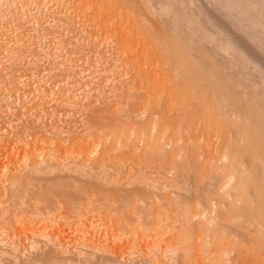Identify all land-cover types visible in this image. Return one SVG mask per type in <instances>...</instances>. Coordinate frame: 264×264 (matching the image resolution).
Returning <instances> with one entry per match:
<instances>
[{
  "label": "bare ground",
  "instance_id": "6f19581e",
  "mask_svg": "<svg viewBox=\"0 0 264 264\" xmlns=\"http://www.w3.org/2000/svg\"><path fill=\"white\" fill-rule=\"evenodd\" d=\"M1 1L2 0H0V2ZM14 1L15 0H12L10 2L12 4L13 8L15 5ZM25 1L20 0V2H21L20 4H19V0L15 1V2H18V5L20 7H22L24 5L28 6V9H27V7H25L28 11L24 7H22V8H24V10L27 11V13H24L26 11L23 10L24 12L22 14H24V16L27 14H30V12H32L34 10V8L37 9V11L34 10V12H32L33 14H35V15L32 14L33 16H37L36 15L37 13H35V12H38L40 15V12L44 11V13L43 12L41 13L42 15L44 14L43 15L44 17H45V14L46 15L48 14L49 18H51L50 16L51 15L53 16L55 14L53 20L55 19V16H56L57 22L59 20H61L60 19V16H61V18H63V20L61 22H63V21L68 22V25H66V23L63 22L66 25V30L63 28V30H65L63 32H65L66 35H73V34L75 35L76 34L74 39H73L74 35L72 36V38L70 36H67L68 41H66V42H69L71 39H73V43H74L75 39L78 41L79 38L83 37L82 39H79V40H82V43H83L84 35H86L85 40L88 39L87 40L88 43H87V41H84L83 44L86 43V46H87L90 44L89 41H93V42H91L93 44L95 42V44H97V47L94 44V46H95L94 48H96V49H94L93 51L95 52L97 49H100V50H97V54H99L101 52H105V54L106 53L109 54L108 51H110V54H111V55L109 54L110 56L106 55V57H104L105 55L103 56L102 53H101L102 55L101 54H99V55L103 56L102 57L103 62H105V60H107L106 59L107 56L110 57L111 59L110 58H108V59L111 60V61L109 60L110 63L112 62L111 63L112 64V70H114L113 66L115 68V65H116V68H115L116 70H114V71L115 72L117 71V66H118V69H119L118 71L120 72V74L118 73V75H119V76L117 75L118 77L116 75H115L116 77L113 75L114 73H112L111 69H109V68H111V66H110L111 64L107 60L106 61L107 64L108 63L110 64V65H108V67L109 66L110 67L109 68L107 67L104 69L105 70L107 69L106 73L109 75H107V76L104 75L105 77L101 76L102 78H105L104 79L105 81L101 77H99L100 75H98V74L97 75H98V80H99V78H100V80L102 79L101 81H99V84H100V82L103 81L101 83V87L104 84L107 86L108 83L106 84L104 82H108L109 80H110L109 84H111V82H112V84H111L112 87L109 84L107 86V87H110L109 88L110 91L105 93L104 91H107L106 90L107 87L104 85L105 86V87H103L105 89L104 90L97 83L99 85L97 87H99V89L104 90L103 92L105 94L102 93V91H100V90L97 93L95 92V94H94V92H92L93 91L92 89L91 90L88 89V90H90L91 94L92 93L93 94L91 95V94H89L90 93L89 92L88 96H87V94L82 95V94H84L83 91H84L85 84L88 83V82H86L88 79L87 77L91 78V76L85 77L86 79L83 78V76H82V78L85 79V84H82L84 86V87L82 86V88H83L82 92H81L82 88H80L81 87L80 81H83V80H79V83L74 82L77 85L79 84L80 87H79V85L76 86V89H74L73 91L76 92V90H79V89H77V87H78V88H80V90H79L80 93H82L81 95L78 94L79 91L75 93L72 90H70V88L68 89V90L72 91V94H74V93L76 94V95L75 94L72 95L74 104H75L76 99L78 97H80V98H78L79 100L77 99V101L78 102L80 101L79 102L80 107H81V105L83 106L81 108V110H80V108H78L79 106L76 107V105H71L72 108H74L73 110L71 107L66 106L67 108L69 107L68 109L69 110L71 109L72 112L78 111V110H75L77 108L80 110V113L78 112V114L75 112L76 116L74 117V120L79 118L78 121L76 120L77 123L79 122L77 124V126L74 125V126H76V128L73 127V124L75 122L73 120H71L74 122V123L72 122V126H70L72 128H70V127H69V129L65 128V127H68L69 126L68 125V126H63L66 130L64 128H63V130H61L62 126L60 125L61 131L57 130L56 135H54V136L52 135L51 138H50L51 135L49 137L46 136V134L47 133L49 134V132L51 130L45 129L46 132L48 131L45 134V132H44L45 130H43L45 127H42L43 129L41 128L43 131L41 135L39 134V131H40L39 129H37L38 131L36 130L38 133L33 132V131H35L36 128L30 132L31 135L29 132H28L29 133L28 136H27V132H26V135L21 134L20 136H22V137H20V138L23 139V140L21 139V142L24 141L30 145V149H28V150L25 149L26 143L24 145L25 148L23 146L20 147V146H18L20 144V142H16L13 139L10 140V141H12V140L13 141H12L11 145L8 146L7 149L5 148L7 146H4V144H3L5 141L1 142L3 145V146H0V148L2 147L1 151L3 150L5 152V149H6V151H7V153L5 152L6 155L8 154V152H11L13 148L14 149L16 148L17 151H15V150L12 151L14 153L13 154L9 153V156L14 155L15 152L17 154L20 153L19 152L20 149H21V153L24 150L23 151L24 154H22V156L20 154L21 161L23 160L22 157H27L29 155V153L35 156L32 159V161L29 159L31 162L27 160L30 163V164H28L27 161L26 162L24 161L22 163L19 160L20 159L19 154L18 155L16 154V157H19V159L17 158L19 163H17V161H16L15 164H16V167L18 166L19 169L17 171H12V172L8 168V166L10 167L9 164H11V162L13 161L12 160L10 162V160L12 158L10 157L11 159L10 160L8 159L9 161H8L7 167H6L7 161L4 159L6 161V164L4 165L6 168L5 172L7 170H8L7 172L10 171V173L14 172V175H11V178H10V174L6 173L7 175H9L8 177H9L10 181L9 180L8 181L10 182V184L12 186H14L15 184L21 183V185L23 186V184L25 183L23 188L21 186L22 189H24L26 186V189L24 190V192L19 186V188L21 189L20 191L23 192L22 193L23 195H22L21 192L19 191V193L21 194V196L23 198V201L25 200L24 198H26V201L29 199L28 198L29 196L27 195L28 197H26L25 193H28L29 195H31L34 198H40V199H38V200H40V202H38L37 199L35 201V199L34 198L32 199L30 196L31 201H30V203H28L29 201H27L28 206H29V204L33 205L35 203L33 205V207H34L37 204L36 202H38V204L36 206H38L40 203L41 205H39V206L44 207L43 211H45L44 213L48 217V220H50L49 218L51 217V214L53 213V215L55 214L54 216H56V217L54 218L52 215V217H53V218L51 217L52 219H56V220L60 219L59 221L64 219L65 223H66V221L70 222L73 219H76V218L71 216L72 212L70 210L74 211L73 213L75 214V210L77 211V209H78L75 205H77V203H78V205H80L81 203H83V201L85 202V200L88 199L90 202L88 203V200H87L86 204L87 203L93 204V205L90 204V206H93V208L90 207L91 208L90 209L89 207L86 208L84 206L86 208L85 209L84 207H82V205L85 204V203H83L81 205V208L82 209L84 208L85 210L84 209L82 210L80 208L82 211H79V210L78 211L81 212V214H79L78 211H77L78 213H76L77 215L75 214L76 216H79V218L77 217V219L84 220V224H85V221L91 219V221H88L87 226H90L93 224L89 228L91 229V227H93V228L95 227L94 231H93V229H92V232L90 231L91 233L86 232V234L92 235V237H90L91 235L89 236L90 237L89 241L92 238V242L94 243V245H93L92 242H89L90 245H88V246H89V248H91L90 246L92 245V248H93L92 251H94V252L97 250L99 253L101 252L103 254L104 253L109 254V255L100 254L101 256L103 255V257L107 256L109 258L110 255L111 256L113 255L114 257L116 256L115 257L116 259L118 257L119 259H117V261H115L116 263L120 261V258H122V260H123V257L125 258L127 255L130 258L131 257L130 254H132V252L134 253L135 251H138V252H135V255L137 254L136 255L137 259H138V255L140 258V256H141L140 254L144 253V256H143V254H142V256H143V258L145 256L146 257L144 259L142 257L140 258V260L143 259L144 261L141 260L142 262L140 263L139 259H138L139 261L136 260V258H134L135 260H133L132 259L133 256L135 257V255H133L130 259L128 257H126V259L128 258L127 261L131 260V262H127L126 259H124L125 262L123 260V263L126 264V262H127L128 264H133L132 262H134V264H264V111H263V109L257 110V108H256L258 105L257 104V102H258L257 95H256L257 99L252 100L253 102L249 101L250 99L249 100L246 99L245 97L249 98L250 97L249 95L251 93L250 92L248 96L245 95V94H248V91L245 90L246 87H248V86L247 85L245 86V84L243 83L244 84V88H243V86L241 85L242 83L239 84L241 80L235 81V79H233L231 76H229V74H227L225 72V70L223 69L224 68L222 65L223 63L222 64L218 63L217 60L214 59L213 55H211L212 53L210 54V51L205 50L203 48H200L199 43H196V44H198L197 47H199V48L194 47V45H192V44L195 41L191 43V40L189 39V37H186L187 36L186 34L182 37L180 35L183 32L180 33V35H178L179 33L176 34V32H179V31L175 32L170 27H168V24L165 23V25H166L165 26L162 23L163 21L161 22V20H163V19L159 18V17H161L160 15L164 14L163 17H165V14L169 13L170 9H173L172 5H171L172 8L169 7L170 4H172V3H169V2L164 3L163 1L161 3V2H158L159 1L158 0L157 5L155 6V4H153V3H155L156 1L153 2L154 0L153 1H151V0H48V2L41 0V2H38V4H36L37 2L34 0L35 4L37 6L43 2V4H41V6L43 5L42 7L45 10H47V8H49L50 6L52 7L54 5V4H52L53 2L56 4L55 6L59 5L56 8L53 6L52 7L53 10H54V8L57 9L61 6L60 7L61 11L59 9L57 11L55 10L56 12L54 11V13H53L52 12L53 10H51V8H49L48 9V11H50V13H49V12H46L45 10H42V7L41 8L39 7L40 5L38 6L39 7L38 8L34 4L35 5V7H34V5L32 4V3H34L33 1H32V3L29 2V0H27L28 2L26 1L27 3H25ZM37 1H39V0H37ZM169 1H171V0H169ZM235 1H237V0H235ZM3 2H4V0H3ZM3 2H1V3H3ZM5 2L3 3V5H5ZM198 2H200V1H198ZM226 2H225V4H226ZM246 2H248V1H246ZM1 3H0V20L2 21V23H0V29H1L0 34L5 33V35L7 36L8 31L10 29H12L14 31V33L17 29H20L19 30L20 34L18 33L16 35V33H17V31H16V33L14 35H16V36L19 35V37H18L19 39H24V38H22V36L24 37L25 36L24 34H26V33H23V32L24 31L26 32L27 30H29L31 25H29V23H28L29 21L26 20L27 24H28V27H27L25 25L26 21L23 22L22 19H21L22 22H20V24L24 23L23 26L18 24L19 20H18L17 14H20L21 17L19 16V18L24 17V16L22 17V14H21L22 11L20 10L21 8H19L17 3H16L15 8L17 7L19 9V11L18 10L16 11L14 9L11 10L12 6H10V4H8L9 0L6 2L8 4V6H6V8ZM23 3H25V4L23 5ZM45 3H47V5H45ZM49 3L51 5H49ZM211 3H215V1L211 2ZM259 3L260 2H258V4ZM263 3H261V4H263ZM26 4H28V5H26ZM175 4H177V3H175ZM29 6H32L33 10L30 9L32 7L29 8ZM191 6H192V4H191ZM213 6H216V5H213ZM226 6L228 7V4H226ZM178 7L180 8V6H178ZM182 7H183V4H182ZM4 8H5V10H4ZM8 8H10V9H8ZM199 8H201V7H199ZM199 8H198V10H200ZM251 8H253V7H251ZM204 9H205V6H204L203 10ZM7 10L11 11L12 13H13V11H14V13L16 11V13L12 14V13L8 12ZM39 10H41V11L39 12ZM58 11H60L58 14L59 20H58V17L56 15V13H58ZM176 11H177V9H176ZM204 11H202L203 13L202 12L201 13L202 14L206 13V15H207L208 13L206 11L205 12ZM225 11H226V9H225ZM17 12H19V13H17ZM170 12H171V10H170ZM239 12H241V11H239ZM178 13H179V11H178ZM230 13H232V12H230ZM5 14H8V15H6V17H5ZM10 14L12 15V17ZM32 15H31V17H32ZM158 15H159V17H158ZM179 15H181V14H179ZM206 15H205V18H207ZM176 16H175V18L177 19ZM202 16H204V15H202ZM207 16H209V15H207ZM231 16L232 15H230V17ZM15 17H16L18 23H16V21H15L16 19H14ZM27 17H29V15H27ZM37 17H39V16H37ZM44 17H43V19H44ZM29 18H28V20H30ZM184 18H183V20H184ZM208 18H210V17H208ZM217 18H219V17H217ZM225 18H226V16H225ZM23 19H27V18L25 17ZM236 19H233V20L238 21ZM56 20H54V22ZM188 20H189V17H188ZM239 20H241V19H239ZM242 20H244V19H242ZM199 21H201V20H199ZM38 22L42 23L40 20ZM61 22H58V24L61 25L62 24ZM193 22H195V21H193ZM211 22L214 23L215 21L213 20ZM211 22H209V24ZM37 23H36V25H37ZM177 23L178 22H176V24ZM181 23L182 22L180 21V24ZM213 23H211V25ZM2 24L6 25V27H8L9 30L6 29L7 32L4 29L5 26L2 27L4 29V31L1 32L2 31V28H1ZM46 24H47V22L45 23V25ZM48 24H50V21L48 22ZM64 24H62L61 27ZM176 24L174 26H176ZM17 25H18V27H17ZM33 25H34V19H33ZM65 25L63 27H65ZM182 25H185V24H182ZM24 26L27 27V29ZM38 26H39V24H38ZM38 26H36V27H38ZM44 26H43V28H44ZM196 26H198V25L196 24ZM216 26H218V25H216ZM231 26H232V24H231ZM16 27H17V29H16ZM45 27H46L45 28V30H46L47 26H45ZM57 27H56V29H57ZM218 27L220 28L221 26H218ZM13 28H15L16 30ZM32 28L33 27H31V30H32ZM67 28H69V30L74 31L75 33L72 32V34H67V33L71 32V31L67 30ZM21 29L23 31H21ZM33 29H35V28H33ZM49 29L51 31V28H49ZM176 29H178V28H176ZM196 29H197V27H196ZM248 29H250V28H248ZM263 29H264V27H263ZM36 30H37V28H36ZM40 30H38V31L41 32ZM59 30H60V28H59ZM61 30H62V28H61ZM223 30H225V29H223ZM181 31H182V29H181ZM183 31L185 33L187 32L185 30H183ZM200 31H202V30H200ZM239 31H240V29H239ZM9 32L12 33V39H13V37H14L13 32L11 30ZM21 32L23 35L21 34ZM234 32H235V30H234ZM263 32H264V30H263ZM32 33H36V31L34 30V32H32ZM48 33H49V30L47 31V35H48ZM56 33H54V34H56ZM65 33L63 36H66ZM209 33H208V35H209ZM212 33H213L212 35H215L213 30H212ZM57 34H59V33H57ZM78 34L79 35L81 34V37H79ZM223 34H224V32H223ZM226 34H229V33H226ZM5 35L2 34L1 36L4 37ZM33 35L34 34H32V36ZM38 35H41V34L38 33ZM59 35H57V36H59ZM220 35L219 36L222 38L223 35L222 34H220ZM16 36L14 38H16ZM76 36H77V38H76ZM207 36H205V37H207ZM216 36L219 37L217 33L214 36L215 38H213V39H212V36H210L211 39L210 38L208 39V37H207V40H209V42H210V40L212 41L210 43L208 41L207 42L210 44V46H212V43L213 44L215 43L214 46L217 45L216 47L219 49V51L217 50L216 47H215L216 48L215 50L218 52V54H219V52L221 53L219 55L225 56L226 57L225 59L229 58L228 60L231 63H232V60L234 62V59L235 60L238 59L239 61H241L243 63H241L239 61H237V63H239V64L241 63V64L245 65V61H246L245 66H247V68L254 62L250 68L255 67V69H257V72L253 69H250V68H248V69H250L251 71L252 70L255 71V73H259V70L261 68L260 67H259L260 69L256 68L258 66L259 62L257 63V65L255 64L256 61L258 60V59L256 60L257 57L255 58L256 61H253L254 59H252V60L249 59V56H251V55H249V56L247 55L248 59L246 57L242 58L243 56H245L244 55L245 52H243V50L240 48L241 47L240 45L237 46L236 44L233 43L234 46H232L233 40L227 42L228 43L227 44L226 42H224V41H226L225 37L223 39L224 41L221 42L222 40L216 39L217 38ZM3 37H0V38H3ZM27 37H26V39H27L28 43L29 42L31 43V41H29V38H31V37L30 36H29V38H27ZM40 37H42V36H40ZM43 37H44L43 38V40H44L45 36H43ZM48 37H50L49 39L52 38L51 36H48ZM202 37L203 36H201V38ZM63 38H60V39H63ZM7 39L8 38L6 37V39H4V40L6 41V44L8 45L9 42L7 43V41H9V39L8 40ZM54 39H57V38L55 37ZM195 39L196 38H194L193 40H195ZM227 39L229 40V38H227ZM231 39H233V38H231ZM47 40H48V38H47ZM65 40H67V39L65 38ZM256 40H258V39H256ZM0 41H2V40H0ZM5 41L4 42L2 41L3 42L2 44L4 45V47L7 46L6 44H4ZM20 41H22V40H20ZM20 41L16 42V44H17V45L15 44L16 47L18 46V42H20ZM60 41H62V40H60ZM77 41L74 44H76ZM96 41H97V43H96ZM98 41L100 43H98ZM204 41H206V40H204ZM236 41L237 40H235V43H236ZM24 42H26V40ZM43 42H45V40ZM46 42L49 44V42H51V41L49 40V42L48 41H46ZM30 43L27 45L29 46ZM63 43L64 42H61L62 45H64ZM80 43H81V41H80ZM38 44H39V41H38L37 45ZM44 44L45 43H43L41 45H44ZM59 44H60V42H58L57 45H59ZM67 44H68V49H69L71 44L70 45H69V43H67ZM78 44H79V41H78ZM93 44H90V45H93ZM98 44H100L101 47H98ZM13 45H14V43H13ZM15 45H14L13 49H15ZM37 45H36V48L38 47ZM50 45H52V44H50ZM55 45H56V43H55ZM55 45H53L50 48H53ZM10 46H9V48H11ZM84 46L85 45H83L82 50L80 48H78L79 50H81V54H83V55H85V53L87 52L85 50L90 48L88 46L87 49L84 50ZM102 46H103V48H102ZM200 46L204 47V45H200ZM235 46L238 47V48L237 47L235 48L236 50H234V48H233ZM262 46H264V45H262ZM19 47H21V45H19ZM41 47L42 46H40V48ZM59 47H57V48H59ZM63 47L64 46H62V49H64ZM76 47H77V45L75 46V48ZM24 49H25V47H24ZM31 49H33V48H31ZM31 49L28 52L32 51ZM45 49H43V50H45ZM66 49L67 48L65 46L64 50H66ZM73 49H70V50L74 52ZM92 49H93V47H92ZM212 49H214V48H212ZM237 49H240V51L238 50L239 52H241V50H242L241 54H243V56L237 51ZM34 50H36V49H33V51L31 52L32 54H33V52H35ZM53 50H55V49H53ZM102 50H104V51H102ZM3 51H5V50H3ZM25 51H27V50H25ZM56 51H53V52H56ZM60 51H61V49H60ZM68 51L66 50L67 54H68ZM82 51H85V52L82 53ZM12 52H13V54H15L14 51H11V52L7 51V53L9 54L7 56L8 57L10 56L9 59H11V56H14L12 54ZM47 52H48V50H47ZM73 52L70 54H73ZM89 52H90V49L87 53H89ZM237 52L239 53L238 55H237ZM4 53L7 54L6 51ZM74 53H76V51ZM1 54H2V51L0 53V56H1ZM32 54H31V56H32ZM34 54L36 55L37 53H34ZM34 54H33V56H35ZM40 54H42V53H40ZM58 54H60V53H58ZM63 54L64 53H62V56H65ZM15 55L18 57L16 59H18V61H19V57H20V61H21V56L17 55V54H15ZM46 55H47V53H46ZM51 55L54 56V53ZM75 55H78V53H76ZM75 55H73V56L75 57ZM83 55L80 58L83 59ZM92 55L94 56V54H92ZM5 56H3V60L5 59L4 58ZM25 56H26V54H25ZM27 56H29V55H27ZM27 56H26V58H27ZM36 56H38V54ZM55 56H57V55H55ZM60 56H61V54H60ZM60 56L58 55V57H60ZM93 56H91V57H93ZM240 56H242V57H240ZM252 56H253V54H252ZM39 57H36V58L39 60L42 56L40 58ZM44 57H46V56H44ZM65 57H63V58L65 59ZM85 57H86V55H85ZM95 57L97 58V56H95ZM52 58H51V60H52ZM70 58H71V56H70ZM80 58L79 57L76 59L72 58L71 59L72 61L71 60L69 61L70 63L66 62V63H69L66 65V68H67V66L69 67V65H70V67L67 68L66 71H70L68 69H70L71 67H74L76 69L75 71H78V72H75V74L77 73L76 76H80L79 72L82 71L83 69L84 70L82 71V73L87 69L89 71L90 67L88 68V67H86L87 65H85L88 62V61H86L87 59L85 60L86 63L83 60L84 64H81L80 62L82 59L80 60ZM89 58L90 57L88 56V59ZM78 59L80 61H78ZM97 59L99 60V58H97ZM242 59H246V60L242 61ZM33 60H35V59H33ZM53 60L56 61L55 59H53ZM73 60H76L77 63L79 62L78 63L79 65L76 64V62ZM99 61H97L98 64H100ZM46 62H44V63H46ZM71 62H74V64ZM95 62L93 64H96ZM101 62H102V60H101ZM106 62L102 65L100 64L101 65L100 68L97 69L98 66L96 67L97 70L101 69V71L99 70L100 72H102L101 75L105 74V72H104L105 70L102 68V66L105 65V67H106ZM20 63H24V59ZM25 63H26V61H25ZM231 63H229V64L231 65ZM2 64H4V63H2ZM27 64H29V62ZM53 64H56V63L54 62ZM219 64H221L222 66H220ZM0 65H1V63H0ZM39 65H40V63H39ZM39 65H37L36 67L41 66V65L40 66ZM43 65H46L47 67L49 66L47 64H43ZM62 65H61V67H64ZM93 66L91 68L96 70ZM25 67H26V65L24 66V68ZM54 67H55V65H54ZM57 67H56V69H57ZM77 67L82 68V69L77 70L78 69ZM5 68H7V67L5 66L4 69ZM20 68H19V70H21V73H22L23 71ZM29 68H27L25 70H28ZM31 68H32L33 72H36L35 73L36 75L39 73V70L34 71L35 69H33V66ZM50 68L51 67H48L47 70H49ZM53 68H51V69H53ZM232 68H234V67H232ZM11 69H13V68H11ZM36 69H40V68H36ZM51 69H50V71H51ZM56 69H55V71H56ZM61 69H63V68H61ZM1 70H3V69H1ZM42 70L43 71H40V74L42 72L43 73L45 72L44 68H42ZM58 70H60V69H58ZM90 70L93 71L92 69H90ZM102 70H104V71H102ZM5 71L3 70V72H5V74L6 73L8 74V72L11 73L10 72L11 70L9 71L6 69ZM16 71L18 72V69ZM66 71H64V72H66ZM91 71H89V72H91ZM108 71H109V73H108ZM232 71H233V69H232ZM244 71H246V69ZM261 71H262V69H261ZM263 71H262V74H263ZM3 72H0V75H1V73L3 75ZM13 72H15V71L13 70ZM13 72H12V74H13ZM51 72H48V73L51 75ZM60 72L61 71H59V73ZM71 72H73L72 75H74V71H72V68H71V71L69 73L71 74ZM242 72H243V69H242ZM21 73H20V76L22 75ZM52 73H54V71ZM56 73H57V71H56ZM67 73L66 74L64 73V75H67ZM85 73H86V71H85ZM111 73H112L114 78L112 77ZM5 74H4V76H5ZM61 74H63V71ZM239 74H241V73L239 72ZM26 75L30 76L31 73H30V75L27 73H24L23 76H26ZM45 75L47 76L48 74L46 73ZM57 75L53 76V77H56V80H57V78L59 79L62 77L60 75H58V76H60V77H58ZM85 75H89L88 72ZM97 75L94 76V74H93L94 77L93 76L92 77L95 78ZM249 75L252 76L253 72L250 73ZM23 76H21V77H23ZM27 76H26V78H27ZM39 76L41 77V75H39ZM46 76H44V78H46ZM69 76H71V75H69ZM243 76L245 77V75H243ZM17 77L18 76L16 75L15 79H17ZM21 77H18V79L19 78L21 79ZM35 77L33 76L32 78H35ZM42 77H43V75H42ZM66 77L64 76V78H66ZM73 77H72V80H73ZM233 77H234V75H233ZM0 78H1V76H0ZM4 78H6V77H4ZM8 78H11V77H8ZM75 78L80 79V77H75ZM259 78L262 79L261 76H259ZM47 79H49V81H46V82L50 83L51 82L50 79H52V77L51 78L48 77ZM66 79H67V83H69L71 81L70 80L68 82V78H66ZM69 79H71V78H69ZM1 80H2V78H1ZM3 80H6V79H3ZM11 80H13V79H11ZM22 80H23V78H22ZM28 80H31V79H28ZM93 80L95 81V79H93ZM98 80L95 81L94 84L96 82H98ZM20 81L18 80V82H20ZM39 81H42V80H39ZM65 81L66 80H64V83H65ZM8 82H10V81H8ZM18 82H17V84H18ZM29 82L31 84V82H33V81L31 80V81H28V83ZM37 82H38V80H36L35 83H37ZM56 82H58V81H56ZM91 82H93V81H91ZM260 82H263V84H264V78ZM2 83H3L2 85H4V81H2ZM12 83H14V82H12ZM25 83H26V81H25ZM28 83H27V85H28ZM41 83H39V84H41ZM71 83H73V82H71ZM11 84H10V86H11ZM51 84H52V82H51ZM58 84H60V83L58 82ZM62 84H63V82H62ZM62 84H60V87ZM75 84H74V86H75ZM22 85H24V83ZM55 85L57 86V83ZM65 85H68V84H65ZM65 85L62 86L63 90L66 87ZM254 85H255V83H254ZM29 86H31V85H29ZM36 86H37V84H36ZM68 86H70V85H68ZM255 86L258 87V84H256ZM4 87H5V85H4ZM6 87H8V85ZM13 87H15V86L13 85ZM17 87H18V85H17ZM39 87L40 86H38L37 88H39ZM94 87H95V85H94ZM94 87H92V88H94ZM97 87H95V90ZM3 88H0L1 92H4L3 90L7 89V88H4V89ZM12 88H11V90H12ZM22 88H21V90H22ZM28 88L29 87H27V89ZM30 88H29V90H30ZM34 88L36 90L35 86H34ZM34 88L33 89L31 88V89L34 90ZM1 89H3V90H1ZM9 89H7V90H9ZM23 89H25V88H23ZM40 89L42 90V87ZM43 89L45 90V88H43ZM54 89H55V87H54ZM54 89H53V91H54ZM71 89H73V88H71ZM249 89H251V88H249ZM18 90H20V89H18ZM57 90L59 91V89H57ZM88 90L86 89L85 93H87ZM97 90H98V88H97ZM254 90H256L255 87H254ZM15 91H17V90H15ZM22 91L24 93H26L25 92L26 89H25V91L24 90H22ZM22 91L21 92L19 91L17 93H22ZM58 91H56L57 93H55V94H58L59 98H61L60 97L61 95H59ZM60 91H62L61 88H60ZM70 91H69V93H70ZM41 92H43V91H41ZM47 92H49V90H47ZM51 92H50V96H48L49 94L47 95L49 97V99H51L50 98ZM99 92H101V93H99ZM109 92H112V93H109ZM252 92H254V91H252ZM262 92H264V91H262ZM24 93H22V95H20L21 98L22 97L24 98V96H23ZM30 93H32V92H30ZM66 93H68V92H66ZM66 93H65V95H66ZM255 93H257V91H255ZM255 93L253 94L254 97H255ZM4 94H5V92H4ZM6 94H7V96H9L8 93H6ZM44 94H43V96H44ZM12 95L14 96V94H12ZM29 95H31V94H28V96ZM36 95H39V93L38 94L36 93ZM36 95H35V97H37ZM62 95H64V94H62ZM89 95H91V97ZM244 95H245V97H244ZM253 95H251V96L253 97ZM39 96H38V98H39ZM81 96L82 97L85 96L86 98L90 97V98H89V100H88V98L87 99L84 98L86 100L81 101V99H83ZM260 96H261V94H260ZM5 97H6V95H5ZM17 97L19 98V95H17ZM45 97H46V95H45ZM48 97H47V99H48ZM55 97L57 98V95ZM67 97H69V96H67ZM252 97H251V99H255L254 97L253 98ZM12 98H14L16 100L15 97H12ZM30 98H33V96ZM62 98H63V96H62ZM70 98H71V96L68 99H70ZM25 99L28 100L29 98H27V96H26ZM25 99H23V101ZM41 99H43V97ZM61 99H59V101ZM9 100H10L9 102L12 101L11 96H10ZM15 100L13 102H15ZM52 101H54V100L52 99ZM73 101H70V104H72L71 102H73ZM259 101L261 102V100H259ZM0 102L3 103V101H0ZM32 102H31V104H32ZM39 102H41V100ZM39 102H38V104H39ZM4 103L2 105H5ZM16 103H17V101H16ZM263 103H264V100H263ZM21 104L23 106V104H25V102L21 103ZM45 104H46V102H45ZM56 104H58V103H56ZM8 105H9V103H8ZM28 105L29 104H27V106ZM43 105L44 104H42L41 107ZM46 105H48V107H50L49 103ZM51 105H54V104H51ZM260 105L258 106V108L259 107L261 108ZM22 106H20V107H22ZM27 106H25V109ZM3 107L4 106H2L1 108L3 109ZM5 107H6V105H5ZM12 107L9 106V109L13 110ZM31 107L32 106H30V108ZM35 107H33V108H35ZM38 107H40V105ZM1 108H0V110H1ZM50 108H53V106ZM56 108L54 110H56ZM5 109H7V107ZM45 109H47V108H45ZM61 109L64 111L63 108H61ZM68 109H67V112L69 111ZM23 110H18V106H17L18 112L20 111V113H22ZM31 110L33 111V109H30L29 111L31 112ZM43 110H42V112H43ZM260 110H262V111H260ZM8 111H10V110H8ZM8 111H6L5 113H7ZM24 111H26V110H24ZM29 111H26V112L29 113ZM40 111H41V109H40ZM48 111H50V110H47V112ZM72 112H71V114H72ZM2 113H3L2 115L4 116V114H5L4 109H3ZM13 113H11V114H13ZM20 113H19V116H16V117L22 118L23 115H20ZM60 113H62V112L60 111ZM38 114L40 115V112ZM44 114H45V112H44ZM71 114H69V116ZM2 115H0V116H2ZM7 115H8V113H7ZM24 115H27V113L25 114V112H24ZM31 115H33V114H31ZM31 115L28 117L31 118ZM42 115H43V113H42ZM47 115L48 114L46 113V116L45 115L44 116L47 117ZM63 115H61V116H63ZM77 115H79V116H77ZM13 116H14V114H13ZM35 116H36V114H35ZM61 116H59V117H61ZM41 117L43 118V116H41ZM49 117H50V115H49ZM64 117H66V116H64ZM72 117L70 119H72ZM10 118H12V117H10ZM14 118H12V119H14ZM20 118L18 120H20ZM0 119H2V118H0ZM3 119L6 120L7 118L3 117ZM44 119H46V118H44ZM49 119L51 120L53 118H49ZM58 119H60V118H58ZM66 119H65V121H66ZM21 120H23V119H21ZM42 120H40V121H42ZM55 120H57V119H55ZM60 120H62V119H60ZM3 121L4 120H2L0 122V126H1V123H3ZM9 121H11V120H9ZM34 121H36V120H34ZM34 121H33V124H34ZM52 121H51V123H52ZM11 122H13V121H11ZM48 122H49V120H48ZM60 122L63 125L65 124V122L64 123L62 121H60ZM69 122H70V120H69ZM13 123H15V121ZM18 123H19V121H18ZM36 123H38V121ZM24 124H26V122ZM3 125L4 124H2V126ZM18 125H20V124H17L16 127ZM27 125H26V127H27ZM29 125H30V123H29ZM42 125H44V124L42 123ZM52 125H54V124H52ZM30 126H31L30 130L35 126L39 127L36 124L33 127H32V125H30ZM49 126H50V124H49ZM9 128H13V127L10 126ZM18 128H19V126H18ZM46 128H47V126H46ZM1 129H3V128H1ZM6 129H8V128H6ZM25 129L26 130L28 129L27 131H30L29 128H25V125H24L23 132H22L24 134H25L24 131H26ZM5 130H2L3 133ZM11 130L13 131L14 129H11ZM15 130H18V129H15ZM6 131H9V130H6ZM19 132H20V130H19ZM54 132H56V131H54ZM12 133H14V131ZM5 134H6V132H5ZM2 135H4V134H2ZM12 136L15 137L14 135H12ZM4 137L5 136H3L2 138H4ZM0 141H1V139H0ZM16 143H19V144H16ZM13 144H15V146L17 145L18 147H15ZM7 145H9V144H7ZM3 151L1 154L2 156L4 154ZM39 154L41 157L38 156ZM2 156H0L1 157L0 160H2V163H4ZM9 156L7 155L6 157L9 158ZM13 157H15V155ZM31 157H33V156H31ZM13 163H14V161L12 162V165H13ZM15 164H14L13 168H15ZM13 168H10V169L13 170ZM1 169H3V168L1 167ZM21 171L23 172V174L21 173ZM156 173H157V176H156ZM2 174H3V176L7 177L6 174L5 175H4V173H2ZM1 178H2V176H0V179ZM3 178H5V177H3ZM6 180H7V178H6ZM6 180H5V183H6ZM5 183H4V185H5ZM27 184L28 185L32 184L33 186L32 185L31 186L33 188H31L30 185L28 187ZM1 186H3V185L1 184ZM8 186H10V185H8ZM8 186H7V188L9 189L10 187H8ZM12 186H11V188H12ZM1 188H0V190H2ZM11 188H10V191H11ZM13 188H15V187H13ZM7 190H5V192ZM17 191L15 190V192H17ZM11 192H13V191H11ZM3 193H4V191H3ZM12 194H16V193H11V195ZM10 196L7 195L8 198ZM18 197H19V199L21 198L20 196H18ZM3 198L1 197L2 200H3ZM5 198H4V200H5ZM41 199L45 200L48 204L43 203V201H42V203H43L42 204ZM49 199L51 201H49ZM32 200L35 201V202H33V204H31ZM21 201H22V199H21ZM56 201H57V203H56ZM0 202H2V201H0ZM53 202L56 203L60 207L58 208L57 205L55 207ZM94 202L95 203L100 202V204L98 203L96 208H95ZM102 202H104V203H102ZM49 203H52V204H49ZM5 204H6V202L3 203V205H5ZM25 204H26V202L24 203V205ZM3 205H2V207L4 208ZM10 205L11 204L8 203V206H10ZM24 205L22 204L23 208H24ZM11 206L14 207V205H11ZM26 206L24 208V211H23V209L22 210L20 209L19 210L20 212H18L16 214V216H17V217L15 216L16 221H14V224L12 223L11 227L9 228V231L11 230L10 232L12 233V234L10 233L11 236L14 235L15 237H18L19 235H21L25 232L26 228L28 229L29 227H32L30 225L33 224V221H35V220H33V218L34 219L38 218L39 220L43 221L45 215L42 213L44 216L43 215L41 216V214H40L41 212H39V211H41V210H39L41 207L36 208L37 209L36 210L35 208L30 206L31 208H33V211L35 210L34 211L35 213H36V211L39 212V214L37 213L38 215H40L39 216L40 218H39V217H37L38 215H36L33 211L31 213H34L35 216H33V214H31L32 216H30L28 214L30 211V210L28 211V209H30V208L27 207L28 208L27 209ZM45 206L46 207L50 206L51 209H49L50 207L49 208L47 207V208L49 210H51L52 213L49 210H47V208H45ZM98 206L102 207V208H99ZM52 207H55L54 208L55 210ZM78 207H80V206H78ZM5 208H4V210H5ZM15 208H17V207L12 208V210H14ZM73 208L74 209L77 208V209L74 210ZM8 209L9 208L7 207V211H8ZM45 209L49 212V214L51 213L49 215L50 217L48 216V214H46L47 211ZM25 210H26V212H25ZM1 211H3V210L1 209ZM10 211H11V207H10ZM53 211H55V212H53ZM5 213L8 214V212H5ZM5 213H3L2 216H0V221H1L2 217H3V219L6 217V215L4 217ZM19 213H20V216L23 213L24 217L29 215L30 218H27L28 217L27 216L26 219L24 218L25 220H21V218L23 219V217H22L23 215L20 218V216L18 215ZM25 213H27L26 216H25ZM70 213H71V215H70ZM134 217H136V218H134ZM141 217H143V218H141ZM8 219H9V217H8ZM29 219H30V221L31 220L32 221L30 222ZM38 219H37V223L40 224L41 221H39ZM46 219L43 222H45ZM69 219H71V220H69ZM92 219H94V220L96 219V220L94 221ZM135 219H137V220L135 221ZM64 220L62 222H64ZM131 221H134L133 227H132L133 224L129 223ZM68 222L66 224H68ZM75 222L73 224V221H72L73 226L76 225ZM78 222H81V221H78ZM90 222H93V223H91L89 225ZM37 223H36V225H37ZM46 223H47V221H46ZM50 223H53V222H49L47 224H50ZM70 223L67 225L68 228H66L68 230L70 229L69 227H71V225H72ZM59 224H60V226H59ZM59 224H58L57 228L53 226L54 228H56L55 229L56 233L64 232L62 234H65V231H67V233L69 232L68 230L65 229L66 224L61 225V222H59ZM84 224L82 226H80L81 223L78 225L80 226L81 229H83L82 227L84 226ZM136 225L139 228L136 227ZM1 226H3V225H1ZM33 226H34V224H33ZM76 226L74 228H76ZM128 226H131V227H128ZM34 228H31V229H34ZM51 228H52V226H51ZM86 229L89 230L88 228L85 227V230ZM47 230L45 232H47ZM28 231L31 232V230H29V229H28ZM6 232H8V231H6ZM78 232H79V229H78ZM80 232H83V231L81 230ZM83 233H80V234H83ZM1 234L3 235L2 232H1ZM8 234L5 233L3 236H0V237H2V239H3V237L5 235H8ZM24 234H23V236H26ZM31 234L33 235V232ZM35 234H36V232H35ZM74 234H76V232ZM32 235H31L32 238L34 236L37 237V234L33 235V236ZM39 235H40V233H39ZM39 235H38V237H39ZM71 235H73V234H71ZM14 236H13V238H14ZM44 236L47 238V235H44ZM77 236H78V234H77ZM83 236L84 235H82V239L84 241L85 238ZM45 237L42 239L46 240ZM56 237H58V234ZM79 237H81V236H79ZM85 237H87V236L85 235ZM5 238H6V236H5ZM52 238L55 239L53 237V235H52ZM52 238L48 236L47 239L50 240L49 241L50 243L47 242L48 245H50L51 242L54 241V240H51ZM58 238H56V239H58ZM22 239H24V238H22ZM38 239H36V240L33 239V242H35V241L37 242ZM64 239L65 238H63V240ZM72 239H74V238H72ZM44 240H43V242H44ZM66 240H68V239H66ZM26 241H27V239H26ZM76 241L79 242L78 238ZM9 242L12 243L13 240L12 241L10 240ZM27 242L29 244V239ZM78 242L76 244H78ZM14 243L15 242H13V244ZM18 243H19V239H18ZM71 243H72V241H71ZM38 244H37V246H38ZM40 244H42V242ZM40 244H39V246H40ZM44 244H46V243H44ZM58 244L59 245L56 244L57 247L55 246L56 249L59 248L58 252L65 253V251H66L65 248L67 247V245L65 244L66 246L63 247L64 244L61 245L62 243L60 244V242ZM76 244L74 246H76ZM1 245H2V243H1ZM54 245H55V242L52 244V246H54ZM81 245H83V244H81ZM4 246H5V244H4ZM8 246H10V243ZM28 246L30 247V244ZM45 246H47V245H45ZM45 246H43V247H45ZM34 247L35 246H33V248ZM79 247H80V245H79ZM6 248L8 249V247H6ZM33 248H32V252L37 253V252L33 251ZM36 248H34V250ZM12 249H14V247ZM28 249L30 250V248H28ZM41 249L42 248H40V251H41ZM63 249H64V251H63ZM68 249H70V247ZM79 249L80 248H78L77 250H79ZM85 249H87V248H85ZM49 250L51 251V249H49ZM89 250L91 251V249H89ZM131 250H132V252H131ZM21 251H23V250H21ZM25 251H27V250H25ZM56 251L54 250V254H56V256H57L58 252L55 253ZM90 251L88 253H90ZM127 251H129V252H127ZM6 252L9 254V251H6ZM11 252H12V250H11ZM47 252H49V251H46L45 253L47 254ZM67 252H68V250H67ZM69 252H70V250H69ZM86 252H87V250H86ZM86 252L84 255H86ZM98 252L96 254H98ZM139 252H140V254H138ZM7 253H5V254L8 258ZM62 253H61V255H62V257H64V254H62ZM72 253H73V251H72ZM77 253H78V251H77ZM126 253H128V254L123 256V254H126ZM158 253L161 254L162 256H159ZM12 255H14V254H12ZM27 255L31 256L34 254L30 253ZM38 255L36 256L37 260L39 259ZM42 255H44V253ZM61 255L59 256L60 258H61ZM89 255L91 257V254H89ZM153 255H155L156 257L157 256H159V257L156 258ZM0 256H1V253H0ZM17 256H18V254H17ZM23 256H25V255H22L21 257H23ZM39 256H41V255H39ZM49 256H51V255H49ZM49 256H46V257H49ZM52 256H51V258H52ZM70 256H72V255L69 254V257ZM92 256H94V255H92ZM9 257L12 258L10 255H9ZM19 257H20V255H19ZM42 257H40L41 260H42ZM75 257L78 258L77 256H75ZM79 257H83V256L80 255ZM107 257L105 259H107ZM60 258L59 259L57 257H56V259L53 258V264H72L71 261H73L74 256H73V259H71V260L68 257L61 258V259ZM98 258L99 257H97V259ZM111 258L112 257H110V259ZM1 259H3V258H1ZM12 259H15V258L13 257ZM23 259H24V257H23ZM31 259H29V260L32 261L35 258H33L32 260ZM47 259H50V258H47ZM47 259L44 258V261L46 260L45 262L48 263ZM102 259H104V258H102ZM113 259L114 258H112L111 260H108V259L107 260L110 262V264L111 263L114 264L115 262L113 261ZM15 260H14V262H16ZM37 260H36V263H37ZM122 260H121V262H122ZM9 261H10V259H9ZM25 261L27 262V260H25ZM33 261H35V260H33ZM33 261H32V263H33ZM74 261H73V264H82V263L84 264L85 263V262H82L81 259H80V262H79V259L75 262ZM83 261H85L84 258H83ZM135 261L136 262L138 261L139 263H136ZM12 262H13V260H12ZM26 262H25V264H26ZM38 262H40V261L38 260ZM45 262H43V263H45ZM50 262H49V264H52V260H50ZM88 262H90V261H88ZM91 262H92V259H91ZM99 262H101V261H99ZM7 263H8V261H7ZM20 263H21V261L19 262V264ZM40 263H42V262H40ZM40 263H37V264H40ZM95 263H96V261H95ZM123 263H121V264H123ZM0 264H1V262H0ZM21 264H24V262Z\"/></svg>",
  "mask_w": 264,
  "mask_h": 264
},
{
  "label": "rangeland",
  "instance_id": "374dc122",
  "mask_svg": "<svg viewBox=\"0 0 264 264\" xmlns=\"http://www.w3.org/2000/svg\"><path fill=\"white\" fill-rule=\"evenodd\" d=\"M5 1H6V0H4V2H5ZM7 1H8V0H7ZM7 1H6V2H7ZM11 1H12V0H11ZM11 1L9 0V3H8V4H10V6H12V4L10 3ZM15 1H16V0H15ZM15 1H14V4L16 5V3H17V5H18V2H15ZM17 1H18V0H17ZM24 1H25V0H24ZM26 1H27V0H26ZM26 1H25V3L28 2V1H27V2H26ZM32 1L34 2V0H31V1L29 0V2H31V3H32ZM35 1L37 2L36 4H38V2H41V0H39V1L35 0ZM42 1H43V0H42ZM44 1H47V2H48V0H44ZM151 1H153V0H151ZM151 1H150V2H151ZM155 1H156V2H155ZM157 1H158V0H154L153 2H155V3H153V2H152V3L155 4V6H156V5H157ZM162 1H163L164 3H167V2L172 3V4H170L169 7H170V8L173 7V9H174V8H175V9H174V10H173V9H170L171 12H170V10H169V13L165 14V17H166L167 19H166L165 17H163L164 14H162V15L159 14L161 17H159V15H158V17H159L160 19H161V18L163 19V20H161V22L163 21L162 23H163L164 25H165V23L168 24V27H170L173 31H175V32H176V31H179V32H176V34L179 33L178 35H180V33L183 32V33H182L183 35H182V34L180 35V36H182V37L186 34V35H187L186 37H189V39L191 40V43L195 41V42L192 44V45H194V47H197L198 44H196V43H199V47H200V48H203V49H205V50L210 51V54L212 53L211 55H213L214 59L217 60L218 63H221V64L223 63L222 65H223L224 68H223V67H222V68L225 70V72H226L227 74H229V76H231L233 79H235V81H240V80H241L239 84L242 83L241 85L243 86V88H244V84H245V86H246V85L248 86V87H246V89H245V90L248 91V94H245V95L248 96L249 93L251 92L250 95H249L250 97L247 98V97H245V95H244V97H245L246 99H248V100L250 99L249 101L256 100L257 97H258L257 100H258L259 103L257 102L258 105L256 104V105H257L256 108H257V110H258V109H263V111H264V106H263V105H264V103H263V100H264V99H263V98H264V92H262V91H264V89H263V88H264V86H263L264 84H263V82H260V81H262V79L264 78V76H263V75H264V71H263V70H264V46H262V45H264V43H263V42H264V34H263V33H264V32H263V30H264V29H263V27H264V11H263V10H264V3H263L264 0H241V1H240V0H237V1H235V0H232V1H231V0H228V1H227V0H214L215 3H211V2H214L213 0H205V1H204V0H192V1H191V0H171V1H169V0H159L158 2H161V3H162ZM174 1H175V2H174ZM178 1H179V2H178ZM181 1H182V2H181ZM184 1H185V2H184ZM186 1H187V2H186ZM198 1H200V2H198ZM223 1H224V2H223ZM226 1H227V2H226ZM246 1H248V2H246ZM257 1L260 2V3L258 4ZM261 1H262V2H261ZM1 2H3V0H2ZM1 2H0V3H1ZM4 2H3V3H4ZM6 2H5V5H3V3H1L5 8H6V6H8V4H7ZM190 2H191V3H190ZM197 2H198V3H197ZM209 2H210V3H209ZM225 2H226V4H228V7L226 6ZM234 2H235V3H234ZM238 2H239V3H238ZM241 2H242V3H241ZM20 3H21V2H20V0H19V4H20ZM25 3H23V5H24ZM31 3H30V4H31ZM175 3H177V4H175ZM222 3H223V4H222ZM244 3H245V4H244ZM247 3H248V4H247ZM249 3H250V4H249ZM261 3H263V4H261ZM30 4H29V5H30ZM32 4L34 5L35 2L32 3ZM36 4H35V5H36ZM41 4H43V2L39 4L40 6L38 5L40 8L43 6V5L41 6ZM52 4H54L53 6H54L55 8L59 6V5H58V6H55L56 4H55L54 2H53ZM180 4H181V5H180ZM182 4H183V7H182ZM189 4H190V5H189ZM191 4H192V6H191ZM193 4H194V5H193ZM196 4H197V5H196ZM207 4H208V5H207ZM237 4H238V5H237ZM240 4H241L243 7H242ZM256 4H257V5H256ZM15 5H14V8H13V6H12L11 10L14 9V10H16V11H17V10L19 11V9H18L17 7H16L17 9L15 8ZM21 5H22V4H21ZM26 5H28V4H26ZM35 5H34V7H35ZM45 5H47V3H45ZM49 5H51V4L49 3ZM171 5H172V7H171ZM175 5H176V6H175ZM177 5L180 6V8H179ZM199 5H200V6H199ZM213 5H216V6H213ZM239 5H240V6H239ZM245 5H246V6H245ZM261 5H262V6H261ZM38 6L36 5V7H38ZM53 6H52V7H53ZM186 6H187V7H186ZM197 6H198V7H197ZM204 6H205V9H204V10L208 13L207 15H209V16H207L206 13L202 14V13H203L202 11H204V10H203ZM224 6H225V7H224ZM258 6H259V7H258ZM18 7L21 8V9H20V10L22 11L21 14H22L24 11H26V10L28 9V6H25V5L22 6V7H24V8L27 7V9L25 8L26 10H24V8L20 7L19 5H18ZM30 7H32V6H29V8H30ZM39 7H38V8H39ZM45 7H46V6H45ZM52 7L50 6L49 8H51V10H53ZM60 7H61V6H60ZM60 7L57 8V9L54 8V10H53L52 12L54 13L55 10L57 11V10H59V9H60V11H61V8H60ZM199 7H201V8H199ZM208 7H209V8H208ZM222 7H223V8H222ZM251 7H253V8H251ZM5 8H4V10H5ZM46 8H47V7H46ZM49 8H47V10H45V9H43V7H42V10H45L46 12H49V13H50V11H48ZM155 8H156V7H155ZM188 8H189V9H188ZM190 8H191V9H190ZM196 8H197V9H196ZM198 8H199L200 10H198ZM207 8H208V9H207ZM224 8L226 9V11H225ZM227 8H228V9H227ZM234 8H235V9H234ZM241 8H242V9H241ZM254 8H255V9H254ZM261 8H262V9H261ZM8 9H10V8H8ZM30 9L33 10V7L30 8ZM156 9H157V8H156ZM176 9H177V11H176ZM180 9H181V10H180ZM182 9H183V10H182ZM187 9H188V10H187ZM213 9H214V10H213ZM231 9H232V10H231ZM237 9H238V10H237ZM260 9H261V10H260ZM23 10H24V11H23ZM32 10H31V11H32ZM34 10L37 11V9H35V8H34ZM34 10H33L32 12H34ZM186 10H187V11H186ZM201 10H202V11H201ZM242 10H243L244 12H243ZM7 11L10 12V13H12V12L9 11V10H7ZM16 11H15V13H16ZM27 11H28V10H27ZM27 11L24 12V13H27ZM40 11H41V10H39V12H40ZM56 11H55V12H56ZM60 11H58V13H56V15H57V17H58V20H59V15H58V14H59ZM174 11H175V12H174ZM178 11H179V13H178ZM199 11H200V12H199ZM205 11H204V12H205ZM214 11H215V12H214ZM233 11H234V12H233ZM239 11H241V12H239ZM257 11H258V12H257ZM261 11H262V12H261ZM29 12H30V11H29ZM29 12H28V13H29ZM32 12H30L31 15L33 14ZM42 12L44 13V11H42ZM42 12H40V15H39L38 12H35V13H37L36 15L39 16V17H37V16H33V15H35V14H33L32 17H31L30 14H27V15H29L30 18L27 17V15L24 16V14H22V17L24 16L23 18L26 17L27 19L19 18L20 14H17V15H18V20H19L18 22H19V23L17 22L16 17L14 18V19H16L15 21H16V23H18V24H20V22H22V21L24 22V21L27 20V21H29V22H28L29 25H31L30 28H29V30H27L26 32H25V31L23 32V33H26V34H24V35H25L24 37L22 36V38H24V39H19V38H18L19 35L16 36L18 33L20 34V32H19L20 29H17L18 25H17V27H16L17 30H16L15 28H13V29H15V30L17 31V33H16V31H15L16 35H14V34H15L14 31H13L12 29H10V30L13 32V36H14V37L16 36L17 39L14 38V37H13V39H12V33L9 32L10 30L8 29V27H6V25H4L5 23L1 25V28H2L3 26H5L4 29H5V30H6V29L9 30L7 36L5 35V33H2V34L5 35V36L9 39V41H7V43L9 42L8 45H9V46L11 45V46H10L11 48H9V46L6 44V41L4 40V39H6V37L4 36V37H5V38H4L3 36H1L2 34H0V37H3V38H0V40H2L3 42L5 41L4 44L7 45L6 47H4V45L2 44L3 42L0 41V43H1V44H0V48H1V49H0V53H1V51H2V54H1L2 57L0 56V59H1V60H0V63H1V65H0L1 67H0V68L3 69L4 71H5L6 69L9 70V71L11 70V71H10L11 73H9V72H8V74L6 73V74L8 75V76H7V75L5 74L6 71L3 72V70L0 69V72H3V75H2V73H1V75H0L1 78H2V80H1V78H0V81H1V82H0V88H3L4 85H5L4 88H7V89L10 88L9 90L6 89L7 91H6L4 88H3L4 90L1 89V90H3V91L5 92V94H4V92H1V91H0V92H1V93H0V95H1L0 98L2 97V98H1L2 100L0 99V101H3V103L5 102L4 104L6 105L7 109H5V108H6L5 105H2L3 103H1V102H0V105H1L0 108H1L2 106H4V107H3V109H4V113H5L6 111L10 110V111L7 112L8 115H7V113H5L4 116L2 115V114H3V113H2L3 109L1 108L2 111L0 110V115H2V116H0V118H2V119H0V122H1L2 120H4L3 123H1V126H0V134H1V135L4 134V135H2V136L0 135V139H1V141H0V146H3L1 142H4V141H5L3 144H4V146H7V147H5L6 149L8 148V146L11 145V143H12L13 140L16 141V142H20V144H19V143H16V144H19L18 146H20V147L23 146V147H24V145H25L26 142H24V141L21 142V139H22V138H20V137H22V136H20V135H21V134L26 135V132H27V136H28L29 133H30L33 129H35V128H36V129H35V131H33V132L36 133V132L38 131L37 129H39V130H40V131H39V134H40V135H41L42 132H43V131H42V129H43L42 127H45L43 130H45V129H47V130L50 129L51 131H50V130H49V131H50L51 133L49 132V134L47 133L48 131H47V132H46V130L44 131L45 134L47 133L46 136L49 137V136L51 135L50 138L52 137V135H53V136L56 135L57 130H60V129H61V126H62V129H61V130H63V128H64L63 126H68V125H69L68 127H65V128H67V129H69V127L72 126V122H73V121L75 122V123L73 122V123H74V124H73V127L76 128L77 124L79 123V122L77 123V121H78L79 118L76 119L77 121L74 120V117L76 116L75 112H76L77 114H78V112L80 113V110H81V108H82L83 106L81 105V107H80V103H79L80 101H79V102L77 101V99L80 98V97H78V98L76 99L75 104H74V101H73L72 95H74L76 92H78V91L80 90V88H82V86H83L82 84H85V79H86L85 77H87V76H91V78L87 77L88 79H87L86 82H88V83H86L87 85L85 84V87L83 86V87H84V91H83V88L81 89V92L83 91L84 94L80 93V91L78 92V94H80V95H81V94H82V95L87 94V96H88V93L90 92L91 89L93 90L92 92H94V94H95V92L97 93L99 90L102 91V93H104V92L106 93V92L110 91V89H109L110 87H107L108 84H109V82H110V80H109L108 82H104V83H106V84L108 83L107 86L103 83V84L107 87V88H106L107 91H104V90H105V89L103 88V87H105L104 85H102V87H101V83H102L103 81L100 82V84H99V81H101L102 79H103V80L105 79V78H102L104 75H105V76L109 75V74L106 73V72H107V69L105 70L104 68H107L108 65H110V64L112 63V62H111V63L109 62V60H110L111 58L107 56L106 59L108 60V62H109L110 64H109V63L107 64V62H106L107 60H105V62H106V67H105V65L102 66V68L105 70V71H104V70H102V71H104L105 74L101 75V73H102V72H100L101 69H99L100 71L97 70L98 68H100V66H101L102 64L105 63V62H103V58H102V57H103L104 55H105L104 57H106V55H109V54H110V51H108L109 54H107V53L105 54V52H101V53L103 54V56H100L99 54H101V53L98 52L99 54H97V50H100V49H97L95 52L93 51L94 49H96V48H94V47H95V46H94L95 42H94V44H93V43H91V42H93V41H89L90 44H93V45H90V44H89V45L86 46V43L83 44L84 41H87V40H88L87 38H86L87 40H85V36H86V35H84V34H83V35H84V41H83V43H82V40H79V39H82L83 37H82V38H79V37H81V34H80V35L78 34V35H79V37H78V38H79V39H78L79 44H78V41H77L76 39H75V40L77 41V43L74 44L76 41L74 40V43H73V39H74V37H75L76 34H75V35L73 34L74 36H73V35H66V33L63 32V31L66 30V25H68V22H66V21L64 22V21H63L64 23H66V25H65L63 22H61V21L63 20V18H61V16H60V19H61V20H59L58 22H61L62 24L65 25V27H63L64 25L61 27L62 24H61V25L58 24V22H57V20H56V16H55V19H54V20H56V21L54 22V20H53L55 14H54L53 16L51 15L52 13L50 14V15H51L50 17L52 18V19H51V18H49V15H48V14H47V15L45 14V17H44V16H43L44 14H43V15L41 14ZM180 12H181V13H180ZM201 12H202V13H201ZM230 12H232V13H230ZM251 12H252V13H251ZM256 12H257V13H256ZM15 13H14V11H13L12 14H15ZM17 13H19V12H17ZM182 13H183V14H182ZM194 13H195V14H194ZM199 13H200L201 15H200ZM218 13H219L220 15H219ZM223 13H224V14H223ZM240 13H241L242 15H241ZM249 13H250V14H249ZM179 14H181V15H179ZM186 14H187V15H186ZM188 14H189V15H188ZM6 15H8V14H5V17H6ZM10 15H11V14H10ZM10 15H9V16H10ZM41 15H42V16H41ZM156 15H157V14H156ZM170 15H171V16H170ZM176 15H177V16H176ZM190 15H191V16H190ZM202 15H204V16H202ZM205 15H206L207 18L210 17L211 19H210V18H208V19L205 18ZM222 15H223L224 17H223ZM230 15H232V16L230 17ZM237 15H238V16H237ZM245 15H246V16H245ZM40 16H41L42 18H41ZM46 16H47L48 18H47ZM168 16H169V17H168ZM175 16L177 17V19L175 18ZM181 16H182V17H181ZM193 16H194V17H193ZM199 16H200V17H199ZM225 16H226V18H225ZM5 17H4V18H5ZM11 17H12V15H11ZM20 17H21V16H20ZM43 17H44V19H43ZM156 17H157V16H156ZM170 17H171V18H170ZM172 17H173V18H172ZM178 17H179V18H178ZM184 17H185V18H184ZM188 17H189V20H188ZM217 17H219V18H217ZM232 17H233V18H232ZM239 17H240V18H239ZM243 17H244V18H243ZM251 17H252V18H251ZM28 18H29L30 20H28ZM35 18H36L37 20H36ZM39 18H40V19H39ZM45 18H46V19H45ZM164 18H165V19H164ZM180 18H181V19H180ZM183 18H184V20H183ZM200 18H201V19H200ZM203 18H204V19H203ZM215 18H216V19H215ZM230 18H231V19H230ZM236 18H237V19H236ZM245 18H246V19H245ZM5 19H6V18H5ZM5 19H4V20H5ZM21 19H22V21H21ZM33 19H34V25H35V26L33 25ZM41 19H42V20H41ZM160 19H159V20H160ZM171 19H172V20H171ZM191 19H192V20H191ZM194 19H195V20H194ZM206 19H207V20H206ZM212 19L215 21L214 23L211 22V21H213ZM222 19H223V20H222ZM233 19H236V20H238L239 22H238V21H234ZM239 19H241V20H239ZM242 19H244V20H242ZM248 19H249V20H248ZM4 20H3V21H4ZM39 20H40L42 23L38 22ZM64 20H65V19H64ZM165 20H166V21H165ZM169 20H170L171 22H170ZM174 20H175V21H174ZM176 20H177V21H176ZM182 20H183V21H182ZM199 20H201V21H199ZM209 20H210V21H209ZM225 20H226V21H225ZM246 20H247V21H246ZM260 20H261V21H260ZM27 21L25 22V25L28 27ZM43 21H44V22H43ZM45 21L47 22L46 25H45V23H46ZM49 21H50V24H48ZM180 21L182 22L181 24H180ZM186 21H187V22H186ZM193 21H195L196 23L193 22ZM245 21H246V22H245ZM30 22H31V23H30ZM37 22H38V23H37ZM52 22H53L54 24H53ZM174 22H175V23H174ZM176 22H178V23L176 24ZM189 22H190V23H189ZM205 22H206V23H205ZM209 22L213 23V24H212L213 26L211 25V23L209 24ZM243 22H244L245 24H244ZM0 23H2L1 20H0ZM36 23H37V25H36ZM169 23H170V24H169ZM188 23H189L190 25H189ZM198 23H199V24H198ZM241 23H242V24H241ZM248 23H249V24H248ZM259 23H260V24H259ZM23 24H24V23H23ZM23 24H20V25L23 26ZM38 24H39V26H38ZM57 24H58V25H57ZM175 24H176V26H174ZM182 24H185V25H182ZM196 24H197L198 26H196ZM227 24H228V25H227ZM231 24H232V26H231ZM252 24H253V25H252ZM262 24H263V25H262ZM32 25H33V26H32ZM40 25H41V26H40ZM44 25L47 26V29L49 30L48 35H47V31H48V30H47V29L45 30L46 27H45ZM50 25H51V26H50ZM55 25H56V26H55ZM179 25H180L181 27H180ZM191 25H192V26H191ZM216 25L221 26V27L219 28V27L216 26ZM243 25H244V26H243ZM251 25H252V26H251ZM36 26H38V27H36ZM43 26H44V28H43ZM57 26L60 28V30H59V28H58ZM165 26H166V25H165ZM178 26H179V27H178ZM182 26H183V27H182ZM201 26H202V27H201ZM24 27H25V26H24ZM27 27H25V28L27 29ZM31 27H33V28H35V29L32 28V30H31ZM56 27H57L58 30L56 29ZM67 27H68V26H67ZM184 27H185V28H184ZM191 27H192V28H191ZM196 27H197V29H196ZM247 27L250 28V29H248ZM260 27H261V28H260ZM19 28H20V27H19ZM21 28H22V27H21ZM25 28H24V29H25ZM36 28H37V30H36ZM49 28H51V31H50ZM61 28H62V30H61ZM63 28H64L65 30H63ZM176 28H178V29H176ZM186 28H187V29H186ZM190 28H191V29H190ZM210 28L214 31V34H215V35H216V33L218 34V36H219L220 34L223 35L222 38L220 37L221 35H220L219 37L216 36V37H217L216 39L222 40L221 42L224 41L223 39H224V37H225V40H226V41H224V42L227 43V42L233 40V41H232V46H234L233 43L236 44L237 46L240 45V46H241L240 48L243 50V52H245V53H244L245 56H243V54H241L242 50H241V52H239L240 49H237V51L239 50L238 52L243 56V57H242V56H240V57H242V58H245V57H246V58L248 59L247 55H248V56L251 55V56H249V59H251V60L254 59L253 61H256V60L258 59L259 61L257 60L256 63H255V64L257 65V63L259 62V63H258V66H257L256 68H259V67H260V68L262 69V71H263V74H262V71H261L260 68H259L260 70L258 69V70H259V73H255V71L257 72V69H255V67H254V68H253V67L250 68L251 65H253V63H254L253 61H252L253 63H252L248 68L253 69V70H255V71H253V70L251 71L250 69L247 68V66H245V65H246V61H245V65H243V64H241V63H243V62L239 61V60L235 57L237 60L234 59V62H233V60H232V63H231V62L228 60L229 58H228V59H225V58H226L225 56H223V55H222V56L219 55V54H221V53L219 52V54H218V52L215 50V49L217 48V47H216L217 45L214 46L215 43H214V44L212 43V46H213V47H212V46H210V44H209V43L212 42V41L210 40V42H209V40H207V37H208V39H209V38L211 39L210 36H212V39L215 38V37H214L215 35H212L213 33H212V30H211ZM213 28H214V29H213ZM221 28H222V29H221ZM4 29L2 28V31H1V32H3ZM40 29H41V30H40ZM43 29H44L45 31H44ZM181 29H182V31H181ZM215 29H216V30H215ZM217 29H218V30H217ZM223 29H225V30H223ZM239 29H240V31H239ZM253 29H254V30H253ZM0 30H1V29H0ZM34 30L36 31L37 34H36V33H32V32H34ZM38 30H40L41 32H39ZM52 30H53L54 32H53ZM67 30H69V28H67ZM183 30H185V31H187V32L185 33ZM200 30H202V31H200ZM209 30H210V31H209ZM226 30H227V31H226ZM234 30H235V32H234ZM245 30H246V31H245ZM255 30H256V31H255ZM21 31H23V30L21 29ZM42 31H43V32H42ZM69 31H71V32H70V33H67V34H72V32H74V31H72V30H69ZM69 31H68V32H69ZM180 31H181V32H180ZM218 31H219V32H218ZM220 31H221V32L223 31L224 34H223V32L221 33ZM253 31H254V32H253ZM6 32H7V30H6ZM56 32L59 33L61 36H60L59 34H57ZM188 32H189V33H188ZM201 32H202V33H201ZM207 32H208V33L210 32V33H209L210 36L208 35ZM237 32H238V33H237ZM9 33H10V34H9ZM38 33L41 34V35H38ZM54 33H56V34H54ZM61 33H62V34H61ZM64 33H65L66 36H63ZM74 33H75V32H74ZM198 33H199V34H198ZM219 33H220V34H219ZM226 33H229L230 35H229V34H226ZM235 33H236V34H235ZM21 34H22V32H21ZM32 34H34V35L32 36ZM42 34H43V35H42ZM45 34H46V35H45ZM188 34H189V35H188ZM205 34H206V35H205ZM225 34H226V35H225ZM245 34H246V35H245ZM22 35H23V34H22ZM57 35H59V36H57ZM78 35H77V36H78ZM83 35H82V36H83ZM207 35H208V36H207ZM224 35H225V36H224ZM227 35H228V36H227ZM231 35H232V36H231ZM20 36H21V35H20ZM27 36H28V37H27ZM29 36H30L31 38H29ZM36 36H37V37H36ZM40 36H42V37H40ZM43 36H45V39H44L45 42H43V41H44V40H43V38H44ZM46 36H47V37H46ZM48 36H51L52 38L49 39L50 37H48ZM67 36H70L71 38H72V36H73V39H71L72 41L70 40L72 43H71L70 41H69V42H66V41H68ZM77 36H76V38H77ZM196 36H197V37H196ZM201 36H203V37H202L203 39L201 38ZM205 36H207V37H205ZM226 36H227V37H226ZM229 36H230V37H229ZM245 36H246V37H245ZM9 37H10V38H9ZM26 37L29 38V41H31V43L29 42V43H30L29 46L27 45V44H29V43H28ZM35 37H36L37 39H36ZM55 37H56L57 39H54ZM58 37H59V38H58ZM63 37H64V38H63ZM204 37H205V38H204ZM239 37H240V38H239ZM20 38H21V37H20ZM39 38H40V39H39ZM47 38H48V40H47ZM60 38H63L64 40H63V39H60ZM65 38H66L67 40H65ZM192 38H193V39L196 38V39L193 40ZM220 38H221V39H220ZM227 38H229V40H228ZM231 38H233V39H231ZM250 38H251V39H250ZM255 38L258 39V40H256ZM8 39H7V40H8ZM33 39H34V40H33ZM260 39H261V40H260ZM20 40H22V41H20ZM25 40H26V42H24ZM49 40H50L51 42H49ZM60 40H62V41H60ZM192 40H193V41H192ZM199 40H200V41H199ZM204 40H206V41H204ZM219 40H218V41H219ZM235 40H237L236 43H235ZM10 41H11V42H10ZM17 41H20V42H18V46H17L18 48L16 47V45H17L16 42H17ZM32 41H33V42H32ZM38 41H39V44H40V45H39V44L37 45ZM46 41H48L49 44H48ZM80 41H81V43H82L83 45H85V46H84V50L87 49L88 46L90 47V48H89V49H90V52H89V53H87V52L89 51V49L85 50V51H87V52H86L87 54L85 53V55H86L87 58L85 57V55L81 54V50L83 49V45L80 43ZM207 41H208L209 43H208ZM251 41H252V42H251ZM21 42H22V43H21ZM52 42H53V43L55 42L56 45H55V43L53 44ZM58 42H60L59 45H57ZM61 42H64V43H63L64 45H62ZM219 42H220V41H219ZM259 42H260L261 44H260ZM13 43H14V45L16 44V45H15V49H13V47H14ZM19 43H20V44H19ZM25 43H26V44H25ZM32 43H33V44H32ZM43 43H45V44H44V45H41V44H43ZM67 43H69V45L71 44L70 47H69V49H68V44H67ZM87 43H88V41H87ZM96 43H97V41H96ZM98 43H100V42L98 41ZM200 43H201V44H200ZM204 43H205V44H204ZM206 43H207V44H206ZM251 43H252V44H251ZM50 44H52V45H50ZM65 44H66V45H65ZM72 44H73V45H72ZM227 44H228V43H227ZM229 44H230V43H229ZM12 45H13V46H12ZM19 45H21L22 48L19 47ZM26 45H27V46H26ZM34 45H35V46H34ZM36 45L38 46L37 48H36ZM46 45H47V46H46ZM49 45H50V46H49ZM53 45H55V46H54L55 48H54V47H53V48H50V47H52ZM74 45H75V46L77 45V47L75 48ZM95 45H96V47H97V44H95ZM99 45H100V44H98V47H101V45H100V46H99ZM200 45H204V47H202V46H200ZM207 45H208V46H207ZM23 46L25 47V49H24ZM30 46H31V47H30ZM40 46H42L43 48H42V47L40 48ZM45 46H46V47H45ZM59 46H60V47H59ZM62 46H64V47H63L64 49H65V46H66V48H67L66 50H67V51L69 50V51H68V54H67L66 50L62 49ZM71 46H72V47H71ZM78 46H79V47H78ZM91 46L93 47V49H92ZM237 46L233 47L234 50H236L235 48H236ZM242 46H243V47H242ZM258 46H259V47H258ZM261 46H262V47H261ZM7 47H8V48H7ZM57 47H59V48H57ZM81 47H82V48H81ZM199 47H197V48H199ZM215 47H216V48H215ZM256 47H257V48H256ZM2 48H3V49H2ZM31 48L36 49V50H34L35 52H33V54H34V53H37L38 56H36L37 54H36V55L34 54L35 56H33V54L31 53V52L33 51V49H31ZM45 48H46V49H45ZM73 48H74V49H73ZM78 48H80L81 50H79ZM102 48H103V46H102ZM212 48H214V49H212ZM237 48H238V47H237ZM30 49H31L32 51L28 52ZM38 49H39V50H38ZM43 49H45L46 51L43 50ZM53 49H55V50H53ZM60 49H61V51H60ZM70 49H73L74 52L76 51V53H78L79 56H78V55H75L76 53H74V52L71 51ZM75 49H76V50H75ZM91 49H92V50H91ZM3 50H5L6 53H7V51H8V52L14 51L15 54L21 56V61H20V57H19V61L22 62L23 59H24V63H20V62L18 61V59H16V58H18V57H17L15 54H13V52H12V54H13L14 56H11V59H9L10 56H9V57L7 56V55H9V54H8V53L5 54V53H4L5 51H3ZM17 50H18L19 52H18ZM25 50H27V51H25ZM47 50H48V52H47ZM56 50H57V51H56ZM212 50H213L214 52H213ZM217 50L219 51L218 48H217ZM247 50H248V51H247ZM251 50H252V51H251ZM36 51H37V52H36ZM42 51H43L44 53H43ZM49 51H50L51 53H50ZM53 51H56V52H53ZM59 51H60V52H59ZM77 51H78V52H77ZM85 51H82V53H84ZM102 51H104V50H102ZM20 52H21V53H20ZM25 52H26V53H25ZM38 52H39V53H38ZM57 52L60 53L61 56H60V54H58ZM72 52H73V54H70V53H72ZM93 52H94V53H93ZM235 52H236V51H235ZM238 52H237V55L239 54ZM247 52H248V53H247ZM260 52H261V53H260ZM22 53H23V54H22ZM24 53L26 54V56H27V55H29V56H27V58H26V56H25ZM29 53H30V54H29ZM40 53H42V54H40ZM46 53H47V55H46ZM53 53H54V56H55V55H57V56H55V57L52 56L51 54H53ZM62 53H64L63 55H65L66 57L68 56V57H67L68 59L70 58V56H71V58L68 60L65 56H62ZM255 53H256V54H255ZM3 54H4V55H3ZM31 54H32V56H31ZM39 54H40L42 57H41ZM66 54H67V55H66ZM90 54H91V55H90ZM92 54H94V56H93ZM96 54H97V55H96ZM102 54H101V55H102ZM252 54H253V56H252ZM5 55H6V56H5ZM23 55H24V56H23ZM48 55H49V56H48ZM58 55H59L60 57H58ZM73 55H75V57L77 56L76 58H78V57L80 58V57L83 55V59L80 58V60L82 59L80 63H81V64H84L85 60L87 59L86 61H88V62H87V64H85V65H87L86 67H88V68L90 67V68H89V71H91L90 69H92L93 71L89 72L88 69H87V70H85L86 73H85V71L82 73V71L84 70V69H83L82 71L79 72V73H80V76H76L77 73L75 74V72H78V71H75L76 69H75L74 67H71V68H72V71H74V75H72L73 72H71V74L69 73V72L71 71V68L68 69V70H70V71H66V69L70 67V65H69V67L67 66V68H66V65L70 63L69 61H70L72 58H73V59H76ZM110 55H111V54H110ZM110 55H109V56H110ZM215 55H216V56H215ZM3 56H5V57H4V58H5L4 60H3ZM15 56H16V57H15ZM39 56H40L42 59H41ZM44 56H46V57H44ZM51 56H52L53 58H52ZM88 56L90 57L89 59H88ZM91 56H93V57H91ZM95 56H97V58H99L100 61H99ZM34 57H35V58H34ZM36 57H39L40 59L38 60ZM43 57H44V58H43ZM48 57H49V58H48ZM63 57H65V59H64ZM84 57H85V58H84ZM94 57H95L96 59H95ZM100 57H101L102 59H101ZM256 57H257V58H256ZM29 58H30V59H29ZM45 58H46V59H45ZM51 58H52V60H51ZM57 58H58V59H57ZM93 58H94L95 60H94ZM108 58H110V59H108ZM216 58H217V59H216ZM255 58H256V60H255ZM8 59H9V60H8ZM14 59H15V60H14ZM33 59H35L36 61L33 60ZM53 59H55L56 61H54ZM60 59H61V60H60ZM104 59H105V58H104ZM13 60H14V61H13ZM44 60H45V61H44ZM49 60H50L52 63H51ZM59 60H60V61H59ZM64 60H65V61H64ZM66 60H67V61H66ZM80 60L78 59V61H80ZM83 60H84V62H83ZM89 60H90L91 62H90ZM101 60H102V62H101ZM224 60H225V61H224ZM243 60H246V59H242V61H243ZM1 61H2V62H1ZM6 61H7V62H6ZM11 61H12V62H11ZM25 61H26V63H25ZM27 61L29 62L30 65L27 64V63H28ZM30 61H31V62H30ZM32 61H33V62H32ZM39 61H40V62H39ZM43 61H44V62L47 61L48 63H47V62L44 63ZM57 61H58V62H57ZM71 61H72V60H71ZM73 61H75L76 64L79 63V62L77 63L76 60H73ZM93 61H94V62L96 61V62H95L96 64H93V63H94ZM97 61H99V63H100L101 65L98 64ZM110 61H111V60H110ZM112 61H113V60H112ZM220 61H221V62H220ZM237 61L241 62V63H240L241 65H240L239 63H237ZM249 61H250V60H249ZM15 62H16V63H15ZM18 62H19V63H18ZM41 62H42V63H41ZM54 62H55L56 64H53ZM61 62H62V63H61ZM64 62H65V63H66V62H69V63H66V64H65ZM2 63H4V64H2ZM9 63H10V64H9ZM11 63H12V64H11ZM33 63H34V64H33ZM35 63H36V64H35ZM39 63H40L41 66L39 65ZM50 63H51V64H50ZM59 63H60L61 65L63 64L62 66H64L65 68H64V67H61V65H60ZM71 63L74 64V62H71ZM85 63H86V62H85ZM90 63H91V64H90ZM229 63H231V65H230ZM233 63H234V64H233ZM250 63H251V62H250ZM14 64H15V65H14ZM43 64H47V65H49L48 67H51V68H53L54 65H55V67H54L53 69L50 68L51 71H52V70L54 71V73H52L53 71L51 72L50 69L47 70L48 67H47L46 65H43ZM52 64H53V65H52ZM73 64H72V65H73ZM76 64H75V65H76ZM81 64H80V65H81ZM89 64H90V65H89ZM97 64H98V65H97ZM221 64H219V65L222 66ZM255 64H254V65H255ZM3 65H4V66H3ZM23 65H24V66L26 65V67L24 68ZM27 65H28V66H27ZM37 65H39L40 67H36ZM42 65H43V66H42ZM75 65H74V66H75ZM78 65H79V64H78ZM88 65H89V66H88ZM93 65H94V66H93ZM95 65H96V66H95ZM233 65H234V66H233ZM242 65H243L244 67H243ZM5 66H6L7 68L4 69ZM8 66H9L10 68H9ZM13 66H14V67H13ZM21 66H22V67H21ZM32 66H33V69H35L34 71H36V70L38 71V70H39V73H38V72H37V73H38L39 75H41V77L37 74V75L39 76V77H38V76L35 74L36 72H33L32 68H31ZM34 66H35V67H34ZM57 66H58V67H57ZM76 66H77V65H76ZM76 66H75V67H76ZM92 66H93L95 69H96L97 66H98V67H97L96 70H94L93 68H91ZM110 66H111V68H109ZM110 66H109L108 68L111 69V72L114 73V74H113L114 76H115V75L117 76L118 73L120 74V72L118 71V70H119V69H118V66H117V71H118V72H117V71H116V72L114 71V70H116V69H115V68H116V65H115V68H114V66H113V69H114V70H112V64H111ZM225 66H226V67H225ZM229 66H230V67H229ZM238 66H239V67H238ZM262 66H263V67H262ZM15 67H16V68H15ZM20 67H21V68H20ZM29 67H30V68H29ZM46 67H47V68H46ZM56 67H57V69H56ZM60 67L63 68V69H61ZM78 67H79V66H78ZM78 67H77V68H78ZM81 67H82V66H81ZM232 67H234V68H232ZM235 67H236V68H235ZM242 67H243V68H242ZM8 68H9V69H8ZM11 68H13V69H11ZM14 68H15V69H14ZM19 68L22 69V71H23L22 73H21V70H19ZM27 68H29V69H28V70H25V69H27ZM36 68H40V69H36ZM42 68H44V71H45V72H44V73L42 72L43 74H42V73L40 74V71H43ZM45 68H46V69H45ZM84 68H85V67H84ZM226 68H227V69H226ZM231 68L233 69V71H232ZM239 68H240V69H239ZM17 69H18V72L16 71ZM55 69H56L57 73H56ZM58 69H60V70H58ZM73 69H74V70H73ZM79 69L81 70L82 68H78L77 70H79ZM242 69H243V72H242ZM245 69H246V71H244ZM247 69H248V70H247ZM13 70H14L15 72H13ZM24 70H25V71H24ZM46 70H47V71H46ZM230 70H231V71H230ZM59 71H61V72L59 73ZM62 71H63V74H61ZM64 71H66V72H64ZM95 71H96V72H95ZM97 71H98V72H97ZM113 71H114V72H113ZM12 72H13V74H12ZM19 72L22 74L21 76H23L24 73H27V74H29V75H30V73H31L30 76H27V75H26V76H27L28 79H31L33 82H31V84H30V82L28 83V81H31V80H28V79L26 78V76L21 77ZM48 72H51V75H50ZM67 72H68L69 74H68ZM87 72H88L89 75H85V74H87ZM94 72H95L96 74H95ZM228 72H229V73H228ZM233 72H234L235 74H234ZM239 72H240L241 74H239ZM244 72H245V73H244ZM247 72H248V73H247ZM252 72H253V75H252V76L249 75V74L252 73ZM17 73H18L19 75H18ZM46 73L48 74L47 76L45 75ZM64 73H65V74L67 73L68 76H67V75H64ZM92 73L94 74V76L97 75V74L100 75L99 77L102 76V77H101L102 79L100 80V78H99V80H98V75H97L95 78H93L94 76H93ZM99 73H100V74H99ZM108 73H109V71H108ZM112 73H111V75H112ZM260 73H261L262 75H261ZM4 74H5V76H4ZM15 74H16L18 77H21V79H20V78L18 79V77H17V79H18L19 81L21 80L20 82H18V80L15 79V77H16ZM53 74H54V75H53ZM57 74H58V75L61 74L60 76H62V77L59 78V79L57 78V80H56V77H53V76H56ZM91 74H92V75H91ZM232 74L234 75V77H233ZM246 74H247V75H246ZM256 74H257V75H256ZM9 75H10V76H9ZM13 75H14V76H13ZM42 75H43V77H42ZM49 75H50V76H49ZM58 75H57V76H58ZM63 75H64L65 77L67 76L66 78H68V82H69L70 80H71V81H70L69 83H67V79L64 78ZM69 75H71V76H69ZM111 75H110V76H111ZM113 75H112V77H113ZM243 75H245V77H244ZM254 75H255V76H254ZM31 76H32V77H33V76H34V77L36 76V77H35V78H32ZM44 76H46V78H44ZM60 76H58V77H60ZM73 76H74V77H73ZM82 76H83V78H85V79H83ZM92 76H93V77H92ZM105 76H104V77H105ZM116 76H115V77H116ZM118 76H119V75H118ZM118 76H117V77H118ZM248 76H249V77H248ZM259 76H261L262 79H260ZM4 77H6V78H4ZM8 77H11V78H8ZM12 77H13V78H12ZM48 77H49V78L52 77V79H50V81L52 82V84H51V82H50V83H49V82H46V81H49V79H47ZM72 77H73V80H72ZM75 77H80V79L77 78V79H78V80H77ZM243 77H244V78H243ZM253 77H254V78H253ZM22 78H23V80H22ZM25 78H26V79H25ZM54 78H55V79H54ZM63 78H64V79H63ZM69 78H71V79H69ZM113 78H114V77H113ZM247 78H248L249 80H248ZM3 79H6V80H3ZM11 79H13V80H11ZM14 79H15V80H14ZM35 79L38 80L37 83H35V82H36ZM60 79H61V80H60ZM74 79H75V80H74ZM90 79H91V80H90ZM93 79H95V81L98 80V82H96V83L94 84L95 81H94ZM96 79H97V80H96ZM236 79H237V80H236ZM251 79H252V80H251ZM253 79H254V80H253ZM258 79H259V80H258ZM27 80H28V81H27ZM39 80H42V81H39ZM43 80H44V81H43ZM55 80L58 81L60 84H62V82H63V84L61 85V87H60V84H58V82H56ZM59 80H60V81H59ZM62 80H63V81H62ZM64 80H66L65 83H64ZM76 80H77V81H76ZM79 80H83V81H80L81 87H80V85L78 84L80 88L77 87V89H79V90H76V92H75V91H73V90L76 89V86H78V85L75 84V83H76V82L79 83ZM88 80H89L90 82H89ZM244 80H245V81H244ZM2 81H4V85H2V84H3ZM6 81H7V82H6ZM8 81H10L11 83H12V82H14V83L11 84V83L8 82ZM15 81H16V82H15ZM25 81H26V83H25ZM61 81H62V82H61ZM91 81H93V82H91ZM104 81H105V80H104ZM248 81H249V82L251 81L252 83H251V82L249 83ZM17 82H18V84H17ZM41 82H42V83H41ZM43 82H44L46 85H45ZM54 82H55V83H54ZM71 82H73V83H71ZM74 82H75V83H74ZM258 82H259V83H258ZM8 83H9V84H8ZM23 83H24V85H25V84H26V85H25V86L22 85ZM27 83H28V85H27ZM33 83H34V84H33ZM39 83H41V84H39ZM47 83H48V84H47ZM56 83H57V86L55 85ZM92 83H93V84H92ZM97 83H98V84L100 85V87H101L102 89H104V90L99 89V87H97V86H99ZM237 83H238V82H237ZM243 83H244V84H243ZM254 83H255V85L258 84V87L255 86ZM10 84H11V86H10ZM16 84L18 85L19 88L17 87ZM20 84H21V85H20ZM36 84H37V86H36ZM43 84H44V85H43ZM65 84H68V85H70L71 87L68 86V85H65ZM72 84H73V85H72ZM74 84H75V86H74ZM88 84H89V85H88ZM96 84H97V85H96ZM111 84H112V82H111ZM111 84H109V85L111 86ZM7 85H8V87H9V86H10V87H9V88L6 87ZM13 85H14L15 87H13ZM29 85H31L32 87L29 86ZM33 85L36 87V90H35V88H34ZM64 85H65L66 87H67V86H68V87H67V88L65 87V89L63 90L62 86H64ZM92 85H93V86H92ZM94 85H95V87L98 88V90H97V88H96L97 91L95 90ZM250 85H251V86H250ZM253 85H254V86H253ZM20 86H21V87H20ZM26 86L29 87V88L31 87L32 89L34 88L35 91L32 90L31 88H30V90H29V88L27 89ZM38 86H40V87L37 88ZM45 86H46V87H45ZM47 86H48V87H47ZM49 86H50V87H49ZM53 86L55 87V89H54ZM73 86H74V87H73ZM87 86H88V87H87ZM89 86H90V87L92 86V87H94V88H92V87L90 88ZM260 86H261V87H260ZM262 86H263V87H262ZM12 87H13V88H12ZM22 87L25 88L26 91H25V89H23ZM41 87H42V90L40 89ZM52 87H53V88H52ZM58 87H59V88H58ZM111 87H112V86H111ZM254 87H255L256 90H254ZM11 88H12V90H11ZM14 88H15V89H14ZM21 88H22V90H24L27 94L24 93V92L21 90ZM43 88H45V90H44ZM47 88H48V89H47ZM56 88L59 89V91H58ZM60 88L62 89V91H60ZM69 88H70V90H72V91L75 92V93L72 94V91L68 90ZM71 88H73V89H71ZM243 88H242V89H243ZM249 88H251V89H249ZM252 88H253V89H252ZM18 89H20V90H18ZM53 89H54V91H53ZM86 89H87V90L90 89V90H88V92L85 93V90H86ZM108 89H109V90H108ZM15 90H17V91H15ZM40 90L43 91V92H41ZM47 90H49V92H47ZM55 90L58 91L59 95H61V96H60L61 98H62V96H63L62 99L59 98L58 94H55V93H57ZM8 91H9V92H8ZM10 91H11V92H10ZM19 91H20V92L22 91V93H24V95H23L24 98L22 97L23 99H25L26 96H27V98H29V99H28V100L25 99V100L23 101V99H22L21 96H20V95H22V93H17V92H19ZM45 91H46V92H45ZM51 91H52V92H51ZM63 91H64V92H63ZM65 91L68 92V93H66ZM69 91H70V93H69ZM103 91H104V92H103ZM252 91H254V92H252ZM255 91H257V93H255ZM12 92H13V93H12ZM30 92H32V93H30ZM40 92H41V93H40ZM50 92H51V97H50L51 99H49V97H48V96H50ZM60 92H61V93L63 92L62 94H64V95H62ZM259 92H260V93H259ZM6 93H8L9 96H7ZM10 93H11V94H10ZM15 93H16L17 95H19V98L17 97V95H16ZM34 93H35V94H34ZM36 93H37V94L39 93V95L41 94L42 96L40 95V96H41V97H40L39 95H36ZM44 93H45V94H44ZM46 93H47V94H46ZM53 93H54V94H53ZM65 93H66L67 96H69V97L71 96L72 99H71V98H70L71 100L68 99L69 97H67V96L65 95ZM99 93H101V92H99ZM105 93H104V94H105ZM109 93H112V92H109ZM254 93H255V97H254V95H253ZM12 94H14V96H13ZM25 94H26V95H25ZM28 94H31V95L28 96ZM43 94H44V96H43ZM48 94H49V95H48ZM68 94H69V95H68ZM78 94H77V95H78ZM89 94H91V92H90ZM92 94H93V93H92ZM92 94H91V95H92ZM107 94H108V93H107ZM258 94H259V95H258ZM260 94H261V96H260ZM5 95H6L7 98L5 97ZM35 95H36L37 97H35ZM45 95H46V97H45ZM47 95H48V96H47ZM53 95H54V96H53ZM56 95H57V98L55 97ZM75 95H76V94H75ZM91 95H89V96L91 97ZM251 95H253V97H254L255 99H251V97H252ZM256 95H257V97H256ZM3 96H4V97H3ZM10 96H11V99H12L11 102H9V101H10V100H9ZM32 96H33L34 99H35V98H36V99L34 100L33 98H30V97H32ZM38 96H39V98H38ZM65 96H66V97H65ZM8 97H9V98H8ZM12 97H15L16 100H15L14 98H12ZM42 97H43V99H41ZM44 97H45V98H44ZM47 97H48L49 100L47 99ZM74 97H75V96H74ZM76 97H77V96H76ZM81 97H82V96H81ZM90 97H89V98H90ZM253 97H252V98H253ZM259 97H260V98H259ZM3 98H4V99H3ZM55 98H56V99H55ZM65 98H66V99H65ZM82 98H83V99H81V101H82V100H86L88 97L86 98V97L84 96V97H82ZM84 98H86V99H84ZM89 98H88V100H89ZM261 98H262L263 100H262ZM52 99H53L54 101H52ZM59 99H61V100H60L61 102L59 101ZM74 99H75V98H74ZM6 100H7V101H6ZM14 100H15V102H13ZM19 100H20V101H19ZM26 100H27V101H26ZM31 100H32L33 102H32ZM40 100H41V102H39ZM42 100H43V101L45 100V101L43 102ZM64 100H65V101H64ZM66 100H67V101H66ZM78 100H79V99H78ZM88 100H87V101H88ZM259 100H261V102H260ZM16 101H17V103H18L19 105L16 103ZM22 101H23V102H22ZM35 101H36V102H35ZM57 101H58V102H57ZM63 101H64V102H63ZM70 101H73V102H71L72 104H70ZM7 102L9 103V105H8ZM19 102H20V103H19ZM24 102H25V104H23V106H22L21 103H24ZM27 102H28V103H27ZM31 102H32V104H31ZM38 102H39V104H38ZM45 102H46V104L49 103V104H50V107L53 106V108L48 107V105H46ZM51 102H52V103H51ZM65 102H66L67 104H66ZM68 102H69V103H68ZM76 102H77V103H76ZM252 102H253V101H252ZM13 103H14V104H13ZM15 103H16L17 105H16ZM35 103H36V104H35ZM40 103H41V104H40ZM56 103H58V104H56ZM63 103H64V104H63ZM78 103H79V104H78ZM10 104H11V105H10ZM12 104H13V105H12ZM20 104H21V105H20ZM27 104H29V105H28L29 107L27 106ZM33 104H34V105H33ZM42 104H44V105H43L44 107H43V106L41 107ZM51 104H54V105H51ZM60 104H61L62 106H61ZM77 104H78V105H77ZM260 104H261V105H260ZM15 105H16V106H15ZM36 105H37V106H36ZM39 105H40V107H38ZM64 105H65V106H64ZM71 105H76V107L79 106L78 108H80V110L77 108V109H75V110H78V111H75V112L73 111V112H72V110H73L74 108H72ZM259 105L261 106V108H260V107L258 108ZM9 106H10V107L13 106V107H12L13 110L9 109ZM17 106H18V110H23V109H24V110H26V111H29L30 109H33V111H32V110H31V112L29 111V113H30V114H29L28 112H26V111L23 110V112L21 111V112L23 113V114H22V113H20V111H19V112L17 111ZM20 106H22V107H20ZM25 106H27L26 109H25ZM30 106H32V107L30 108ZM35 106H36V107H35ZM46 106H47V107H46ZM63 106H64V107H63ZM66 106L71 107L72 110H71V109L69 110V109H68L69 107L67 108ZM262 106H263V107H262ZM33 107H35V108H33ZM56 107H57V108H56ZM65 107H66V108H65ZM73 107H74V106H73ZM15 108H16V109H15ZM28 108H29V109H28ZM45 108H47V109H45ZM55 108H56V110H54ZM61 108H63L64 111H63ZM35 109H36V110H35ZM40 109H41V111H40ZM43 109H44V110H43ZM65 109H66V110H65ZM67 109L69 110L68 112H67ZM5 110H6V111H5ZM42 110H43V112H42ZM45 110H46V111H45ZM47 110H50V111L47 112ZM60 111H61L62 113H60ZM65 111H66V112H65ZM260 111H262V110H260ZM10 112H11V113L14 112V113H13L14 116H13V114H11ZM24 112H25V114L27 113V115H24ZM35 112H36V113H35ZM39 112H40V115L38 114ZM44 112H45V114H44ZM55 112H56V113H55ZM71 112H72V114H71ZM19 113H20V115H23L22 118L19 117L20 120L23 119V120H21V121L18 120V119H19L18 117H16V116H19ZM42 113H43V115H42ZM46 113L48 114V115H47L48 118L45 117V116H46ZM57 113H58V114H57ZM59 113H60L61 115H63V114H64V115L61 116ZM67 113H68V114H67ZM17 114H18V115H17ZM31 114H33V115H31ZM35 114H36V116H35ZM69 114H71V115L69 116ZM73 114H74V115H73ZM9 115H10V116H9ZM30 115H31V118L28 117V116H30ZM37 115H38V116H37ZM44 115H45V116H44ZM49 115H50V117H49ZM55 115H56V116H55ZM5 116H6V117H5ZM7 116H8V117H7ZM41 116H43V118H42ZM59 116H61V117H59ZM64 116H66V117H64ZM67 116H68V117H67ZM72 116H73V117H72ZM77 116H79V115H77ZM3 117H4V118H7V119L5 120V119H3ZM10 117H12V118L15 117V118L12 119V118H10ZM71 117H72V119H70ZM29 118H30V119H29ZM44 118H46V119H44ZM49 118H53V119L50 120ZM58 118H60V119H62V120H60V119H58ZM66 118H67V119H66ZM15 119H16L17 121H16ZM28 119H29V120H28ZM38 119H39V120H38ZM42 119H43V120H42ZM55 119H57V120H55ZM63 119H64V120H63ZM65 119H66V121H65ZM9 120H11V121H13V122L15 121V123H13V122H11V121H9ZM26 120H27V121H26ZM34 120H36V121H34ZM40 120H42V121H40ZM44 120H45V121H44ZM48 120H49V122H48ZM52 120H53V121H52ZM54 120H55V121H54ZM59 120L62 121L63 123L65 122V124L63 125ZM69 120H70V122H69ZM71 120H73V121H71ZM18 121H19V123H18ZM33 121H34V124H33ZM37 121H38V123H36ZM51 121H52V123H51ZM5 122H6V123L8 122V123L6 124ZM10 122H11V123H10ZM16 122H17V123H16ZM23 122H24V123L26 122V124H24ZM41 122H42L44 125H42ZM44 122H45V123H44ZM9 123H10V124H9ZM29 123H30V125H32V127L35 126V124H36L37 126H39V127H36V126H35V127H33V128L30 130V127H31V126L29 125ZM47 123H48V124H47ZM66 123H67V124H66ZM68 123H69V124H68ZM70 123H71V124H70ZM2 124H4L6 127H5L4 125H3V126H4V127H3ZM17 124H20V125H18L19 128H18V126L16 127ZM27 124H28V125H27ZM49 124H50V126H49ZM52 124H54V125H52ZM57 124H58V125H57ZM7 125H8V126H7ZM9 125H10L11 127H13V128H9V127H10ZM12 125H13V126H12ZM24 125H25V128H29V130H30V131H27L28 129H27V130L25 129V130H26V131H24L25 134L22 133V132H23ZM26 125H27V127H26ZM60 125H61V126H60ZM74 125H76V126H74ZM46 126H47V128H46ZM57 126H58V127H57ZM59 126H60V127H59ZM1 128H3V129H1ZM6 128H8V129H6ZM20 128H21V129H20ZM41 128H42V129H41ZM52 128H53V129H52ZM65 128H64V129H65ZM70 128H72V127H70ZM5 129H6V130H9V131H10L11 129H14V130H13L14 133H12V132H13L12 130L9 132V131H6ZM15 129H18V130H15ZM2 130H5L4 133H3ZM19 130H20V132H19ZM36 130H37V131H36ZM61 130H60V131H61ZM65 130H66V129H65ZM54 131H56V132H54ZM5 132H6V134H5ZM28 132H29V133H28ZM40 132H41V133H40ZM16 133H17V134H16ZM37 133H38V132H37ZM52 133H53V134H52ZM43 134H44V133H43ZM45 134H44V135H45ZM7 135H8V136H7ZM12 135H14L15 137H13ZM30 135H31V133H30ZM3 136H5V137L7 136V137H6L7 139H6L5 137L2 138ZM11 136H12V137H11ZM16 136H17V137L19 136V137L17 138ZM11 139H13V140L10 141ZM15 139H16V140H15ZM19 139H20V140H19ZM22 140H23V139H22ZM23 143H24V144H23ZM7 144H9V145H7ZM21 144H22V145H21ZM13 145L15 146V144H13ZM26 145H27L28 147H27ZM26 145H25L26 148H25V147H24V148L27 149V150L30 149V145H29L28 143H26ZM18 146L16 145L15 147H18ZM3 148H4V147H3ZM1 149H2V147L0 148V156H2L1 154H2V151H3V150L1 151ZM6 149H5V152L7 153ZM14 150L17 151L16 148H15V149H14V148L12 149V151H14ZM22 150H23V149H22ZM12 151H11V152H8L7 155L9 156V153H12V154H13L14 152H12ZM23 151H24V150H23ZM23 151H22V153H21V149H20V151H19L20 153H18L20 159H19V157H16V154H17L16 152H15V154H14L16 158L13 157L14 155L9 156V158H8V157H6V156H7L6 153L3 151V153H4L6 156L3 154L4 157L2 156V159H3V160L5 159V160L7 161V164H6V161H5V160H4V163H2V160H0V176H2V178L0 179V181H1V182L3 181L2 183L0 182V188L2 187V188H1L2 190H0V199H1V197H2V198H3V197H4V198L6 197V198H5L6 201L4 200V198H3V200L1 199L0 201H2V202L4 201V202H6V204H7V205H6V204L3 205L4 202H3V203L0 202V216H2L3 213L8 212V214H6V213L4 214V217H5V215H6V217H5L6 219H5V218L3 219V217L1 218L0 226H1V225H3V226L0 227V229H1L0 231L3 233V235H4L5 233H7V234L9 233L8 235H5L6 238H5V236L3 237V239H2V237H0V239H1L0 242H1L2 245H3V246H2L1 243H0V246H1V247H0V250L2 251V252L0 251V253H1V256H0V257L3 258V259L0 258V262H1V264H19L20 261H21V263L24 262V264H25V262H26L25 260H27V262H28L29 264H37V263H40V262H42V263H40V264H46L47 262H45L46 260L44 261V258H45V259L50 258V259H47V260H48V263H47V264H49L50 260H52V264H53V258L56 259V257H57V258L59 259V258H60L59 256H60L61 253H62V252H61V253L58 252V249H59V248L56 249L57 245H59V244H58L59 242H60V244L62 243L61 245L64 244L63 247H65L66 245H67V247H68V246L70 247V249H68L69 247H68V248H67V247L65 248V250H66L65 253H62V254H64V257H62V255H61V258L68 257V258L71 260V259H73V256H74L73 261H74L75 259H76L75 261H77V260L79 259V262H80V259H81L82 262H85L84 264H87V263H88V264H93V263H94V264H105V263H106V264H110V262H109L108 260H111L112 258L115 259V260L113 259L114 262L117 261V259H119L118 257H117V259H116V258H115L116 256L114 257L113 255H112V256L110 255V257H112V258L110 259V257L108 258V257L106 256L107 259H108V260H107V259H105L106 257H103V255H106L107 253H104V254L101 253V252L99 253L97 250L94 252V251H92V250H93L92 245L90 246L91 248H89V246H88V245H90L89 242H92V238H91L90 241H89V238L92 237V235H91V234H86V232L91 233V232H92V229H93V231H94L95 227H94V228L91 227V229L89 228L90 226L93 225V224L90 225V224L93 223V222H90V223H89L90 226H87V225H88V221H91V219L85 221V224H84V220H82V219L79 220V219H77V217L79 218V216H76V215H77L76 213H78L79 211H82L85 207H86V208H87V207H89V208H90V207L93 208V206H90L91 203L88 204V203L90 202L88 199H87V200H88V203H87V204H86L87 200H85V202L83 201V203H85V204L81 203L80 205H78V203H77V205H75V206L78 208V209H77V208H75V209H77V211L79 210V211L77 212V211L73 208V209L75 210V214H76V215L73 213L74 211L70 210V211L72 212V215H71V213H70V215H71L72 217H74V218L77 219V220H76V219H73V218H72V219H73V220H72V221H73V224H74V222L76 221L75 223H76L77 226H76V225L73 226L72 221H70L71 223L68 222V221H66V223L68 222V224H69V223L72 224L71 227H69L71 230H70V229H69V230L66 229V228H68V227H67L68 224L65 223V220H64V219H62L61 221H59L60 219H59V220H58V219H57V220H56V219H52L53 217H54V218L56 217V216H54L55 214L53 215V213L51 212V210H49V209H51L50 206H49L50 208L47 206L49 209L45 206V208H47V210H49V211L52 213V214L50 213V214H51V217H52V215H53V217L51 218V217L49 216V215H50L49 212L45 209V210L47 211L46 214H48V216L50 217V218H49L50 220H48V217H47V216L45 215V213H44L45 211H43V210H44V207L39 206V205H41L40 203H39L38 206H36V205L38 204V202H40V200H38V199H40V198H34V197H32L31 195H29L28 193H25L26 197L29 196V197H28L29 199L27 200V201H29L28 203H30V201H31L30 196H31L32 199L34 198L35 201H36V199L38 200V202H36L37 204H36L34 207H33V205H34L35 203L33 204V202H35V201L32 200V203H31V204H33V205H30V204H29V206H28V203H27V201H26V198H24L25 200L23 201V198H22L21 194H22V193L24 192V190L26 189V186H25L24 189H22V188L24 187V184H25V183L23 184V186L21 185V183H18V184H15L14 186H12V185L10 184V182H9V181H10V180H9V177H8L9 175L6 174V173L10 174V178H11V175H14V172H13V173H10V171H11V172H12V171H17V170L19 169L18 166L16 167L15 162L17 161V163H19V162H18V159L21 161V156H22V154H24ZM45 152H46V151H45ZM18 154H17V155H18ZM20 154H21V156H20ZM41 155H42V154H41ZM24 156H25V155H24ZM29 156H30V157H29ZM31 156H33V157H31ZM38 156H40V154H39ZM5 157H6L7 159H6ZM10 157H11L12 159H11ZM28 157H29V158H28ZM34 157H35L34 155H32V154L29 153V155H28L27 157H22L23 160H22L21 162L23 163L24 161L26 162L27 160H28V161H30V160L32 161V159H33ZM40 157H41V156H40ZM17 158H18V159H17ZM24 158H25V159H24ZM0 159H1V157H0ZM8 159H9V160L11 159L10 162H11L12 160L14 161L13 165H12V162H13V161L11 162V164H9L10 167L8 166V161H9ZM15 159H16V160H15ZM29 159H30V160H29ZM28 161H27V163L30 164ZM31 161H30V162H31ZM10 162H9V163H10ZM21 162H20V163H21ZM22 163H21V164H22ZM5 164H6V167L8 166V168H9V170H10L9 172H7L8 170L5 172V170H6V168H5V166H4ZM14 164H15V168H13ZM21 164H20V165H21ZM1 167H2L3 169H1ZM10 168H13V170L10 169ZM3 170H4V171H3ZM19 171H20V170H19ZM19 171H18V172H19ZM2 173H4V175L6 174L7 177H6V176H3ZM15 173H16V172H15ZM21 173L23 174L22 171H21ZM34 175H35V174H34ZM35 176H36V175H35ZM35 176H34V177H35ZM156 176H157V173H156ZM3 177H5V178H3ZM12 177H13V176H12ZM6 178H7V180H6ZM3 179H4V180H3ZM5 180H6V183H7V184L5 183ZM8 180H9V181H8ZM8 182H9V183H8ZM4 183H5V185H4ZM1 184H2L3 186H1ZM19 184H20V185H19ZM6 185H7V186L10 185V186H8V187H10V188H11V186H12L11 191H13V192H11V191H10V188L8 189ZM27 185H28V184H27ZM29 185L31 186L32 184H29ZM29 185H28V187H29ZM19 186H20V188H21V186H22L21 189L23 190V192L20 191L21 189L19 188ZM32 186H33V185H32ZM32 186H31V188H33ZM13 187H15V188H13ZM17 187H18L19 189H18ZM28 187H27V188H28ZM3 188H4V189H3ZM7 189H8V190H7ZM14 189H15L16 191H17V190H18V191L15 192ZM29 189H30V188H29ZM5 190H7V191L5 192ZM3 191H4V193H3ZM9 191H10V192H9ZM19 191L21 192V194L19 193ZM26 191H27V190H26ZM26 191H25V192H26ZM7 193H8V194H7ZM9 193H10V194H9ZM11 193H16V194H17L18 196H20L21 198L19 199V197H18L16 194H12V195L14 196V197H13V196L11 195ZM1 194H2V195H1ZM6 194L9 195V196L11 195L14 199H13L11 196L8 198ZM22 195H23V194H22ZM25 195H24V196H25ZM27 195H28V196H27ZM15 196H16V197H15ZM24 196H23V197H24ZM17 197H18V198H17ZM11 198H12L15 202H14ZM10 199H11V200H10ZM15 199H16V200H15ZM21 199H22V201H23L24 203L26 202L25 205H24V203L21 201ZM8 200H9L10 202H9ZM19 200H20L22 203H21ZM11 201H12V202H11ZM42 201H43V203L48 204L45 200H42V199H41V203H42ZM49 201H51V200L49 199ZM13 202H14V203H13ZM104 202H105V201H104ZM104 202H102V203H104ZM1 203H2V204H1ZM8 203L11 204V205H14V207H17V208H15L14 210H12V208H14V207H12L11 205L8 206ZM12 203H13V204H12ZM18 203H19V204H18ZM43 203H42V204H43ZM53 203H54V202H53ZM56 203H57V201H56ZM56 203H54L55 207H56V205H57ZM98 203L100 204V202H98ZM98 203H97V202H96V203L94 202V204H95V205H94L95 208H96V206H97ZM140 203H141V202H140ZM17 204H18V205H17ZM22 204L24 205V208H25L26 205H27L26 208H27V207L30 208V209L27 208L28 211L30 210L29 213H28L30 216H32L31 214H33V216H35V214L38 215L39 212H41V213H40L41 216H42L43 214L45 215V216L43 215V216H44L43 221L47 218V219H46L47 223H49V222H53V223L47 224L46 221L43 222L42 220H39V219L37 218L39 221H41V223L39 224V223H37V219H36V218H35V219L33 218V220H35L36 222L33 221L34 226H33V224H31L30 226H32V227H29V228H28L29 230H31V232L28 231V229L26 228V230H25V232H24L25 234L23 233V234L26 235V236H23V234L19 235L18 237H15L14 235L11 236L12 233L10 232L11 230L9 231V228L11 227L12 223L14 224V221H16L15 216H16V214H17L18 212H20L19 210H20V209H21V210L23 209V211H24V208L22 207ZM49 204H52V203H49ZM82 204H83V205H82ZM2 205L4 206V208L6 207V208H5L6 211L4 210V208L2 207ZM15 205H16V206H15ZM44 205H45V204H44ZM81 205H82V207H84V206H85V207L82 209V208H81ZM91 205H93V204H91ZM30 206L33 207V208H35V209L38 208V207H41L42 209L40 208L39 210H41V211H39V212L36 211V213H35V212H34L35 210L33 211V208H31ZM42 206H43V205H42ZM52 206H53V205H52ZM73 206H74V205H73ZM75 206H74V207H75ZM78 206H80V207H78ZM7 207L9 208L8 211H7ZM10 207H11V211H10ZM55 207H52V208L54 209ZM57 207L59 208L60 206L57 205ZM98 207H99V206H98ZM98 207H97V208H98ZM178 207H179V206H178ZM58 208H57V209H58ZM80 208H81L82 210H81ZM86 208H85V209H86ZM91 208H90V209H91ZM99 208H102V207H99ZM1 209H2L3 211H1ZM27 209H26V210H27ZM31 209H32V210H31ZM71 209H72V208H71ZM85 209H84V210H85ZM26 210H25V212H26ZM36 210H37V209H36ZM54 210H55V209H54ZM87 210H88V209H87ZM32 211H33L35 214H34V213H31ZM56 211H57V210H56ZM2 212H3V213H2ZM10 212H11V213H10ZM53 212H55V211H53ZM57 212H58V211H57ZM57 212H56V213H57ZM23 213H24V212H23ZM23 213H22V215H23ZM37 213H38V214H37ZM42 213H43V214H42ZM79 214H81V212H79ZM79 214H78V215H79ZM7 215H8V216H7ZM18 215L20 216V213H19ZM22 215H21V216H22ZM26 215H27V213H25V216H26ZM29 215H27L28 217H27V216H26V217H27V218H30ZM56 215H57V214H56ZM73 215H74V216H73ZM19 216H18V217H19ZM21 216H20V218H21ZM39 216H40V215H38L37 217H39ZM8 217H9V219H8ZM16 217H17V216H16ZM22 217H23V219L21 218V220H25V219H26V217H24V215H23ZM136 217H137V216H136ZM136 217H134V218H136ZM20 218H19V219H20ZM24 218H25V219H24ZM31 218H32V217H31ZM39 218H40V217H39ZM139 218H140V217H139ZM141 218H143V217H141ZM52 220H53V221H52ZM54 220H55V221H54ZM63 220H64V222H62ZM66 220H67V219H66ZM69 220H71V219H69ZM92 220H94V219H92ZM95 220H96V219H95ZM95 220H94V221H95ZM133 220H134V219H133ZM136 220H137V219H135V221H136ZM29 221H30V219H29ZM31 221H32V220H31ZM31 221H30V222H31ZM39 221H38V222H39ZM48 221H49V222H48ZM78 221H81V222H78ZM42 222H43V223H42ZM54 222H55V223H54ZM59 222H61V225H62V224H63V225L66 224V225H65V226H66L65 229L69 231L68 233H67V231H65V234H62V233H64V232H61V233H56V232H55V231H56L55 229L58 227ZM77 222H78V223H77ZM133 222H134V221H131V222H129V223H132V224H133ZM36 223H37V225H36ZM80 223H81L80 226H82V225L84 224V226H85L86 228H88L89 230H87V229L85 230V227H84V226L82 227L83 229H81L80 226L78 225V224H80ZM46 224H47L48 226H47ZM54 224H55V225H54ZM132 224H131V225H132ZM38 225H39V226H38ZM138 225H139V224H138ZM51 226H52V228H51ZM53 226L56 227V228H54ZM59 226H60V224H59ZM75 226H76V228H74ZM78 226H79V227H78ZM133 226H134V224L132 225V227H133ZM3 227H4V228H3ZM34 227H35V228H34ZM38 227H39V228H38ZM128 227H131V226H128ZM136 227H138V226L136 225ZM2 228H3L4 230H3ZM31 228H34V229H31ZM37 228H38V229H37ZM138 228H139V227H138ZM47 229H48V230H47ZM76 229H77V230H76ZM78 229H79V232H78ZM36 230H37V231H36ZM46 230H47L48 233L45 232ZM51 230H52L53 232H52ZM81 230H82L84 233H83V232H80ZM84 230H85V231H84ZM6 231H8V232H6ZM34 231L36 232L37 237L34 236V237L32 238V237H31V235H32L31 233H32V232H33V235H36ZM71 231H72V232H71ZM90 231H91V232H90ZM1 232H0V236H3V235L1 234ZM27 232H28V233H27ZM38 232L40 233V235H39ZM73 232H74V233L76 232V234H74ZM10 233H11V234H10ZM41 233H42V234H41ZM80 233H83V234H80ZM43 234H44V235H47V238H48V236L52 238V235H53V237H54L55 239H53V238L51 239V240H54V241H52L50 245L52 246V244H53L54 242H55V245L52 246V247H51L50 245H48V243H50V242H49L50 240L47 239ZM50 234H51V235H50ZM57 234H58V237H59V238L56 237ZM71 234H73V235H71ZM77 234H78V236H77ZM33 235H32V236H33ZM38 235H39V237H38ZM55 235H56V236H55ZM67 235H68V236H67ZM70 235H71V236H70ZM82 235H84V236H83V237L85 238L84 241H83V239H82ZM85 235H86L87 237H85ZM90 235H91V236H90ZM13 236H14V238H13ZM40 236H41V237H40ZM62 236H63V237H62ZM72 236H73V237H72ZM79 236H81V237H79ZM89 236H90V237H89ZM26 237H27V238H26ZM35 237H36V238H35ZM44 237H45L46 240L42 239V238H44ZM15 238H16V239H15ZM20 238H21V239H20ZM22 238H24V239H22ZM25 238L27 239V241H28V239H29L30 247L28 246L29 244H28V242L26 241ZM30 238H31L32 240H31ZM38 238H39V239H38ZM40 238H41V239H40ZM56 238H58V239H56ZM63 238H65V239L63 240ZM72 238H74V239H72ZM77 238H78L79 242L76 241ZM79 238H80L81 240H80ZM4 239H5V240L7 239V240L5 241ZM9 239H10L11 241L13 240V242H15V243L13 244V242H12V243L9 242V241H10ZM14 239H15V240H14ZM18 239H19V243H18ZM33 239H35V240L38 239L39 241L37 240V242H36V241L33 242ZM60 239H61V240H60ZM66 239H68V240H66ZM70 239H71V240H70ZM75 239H76V240H75ZM87 239H88V240H87ZM22 240H23V241H22ZM43 240H44V242H43ZM58 240H59V241H58ZM4 241H5L6 243H5ZM7 241L10 243V246H8L9 243H8ZM31 241H32V242H31ZM57 241H58V242H57ZM62 241H63V242H62ZM71 241H72V243H71ZM85 241H86V242H85ZM3 242H4V243H3ZM41 242H42V244H40ZM47 242H48V243H47ZM77 242H78V244L80 245V247H79L78 244H76ZM82 242H83V243H82ZM87 242H88V243H87ZM7 243H8V244H7ZM32 243H33V244H32ZM38 243L40 244V246H39ZM44 243H46V244H44ZM67 243H68L69 245H68ZM92 243H93V242H92ZM4 244H5V246H4ZM26 244H27V245H26ZM31 244H32L33 246H35L34 248H36V247H37V248L34 250V248H33V246H32ZM37 244H38V246H37ZM56 244H57V245H56ZM65 244H66V245H65ZM75 244H76V246H74ZM81 244H83V245H81ZM15 245H16V246H15ZM17 245H18V246H17ZM24 245H25V246H24ZM41 245H42V246H41ZM45 245H47V246H45ZM77 245H78V246H77ZM93 245H94V243H93ZM31 246H32V247H31ZM43 246H45V247H43ZM48 246H49V247H48ZM55 246H56V247H55ZM72 246H73V247H72ZM86 246H87V247H86ZM2 247H3V248H2ZM6 247H8V249H7ZM10 247H11V248H10ZM13 247H14V249H12ZM18 247H19V248H18ZM20 247H21V248H20ZM46 247H47V248H46ZM53 247H54V248H53ZM77 247L80 248V249H79L80 251L77 250V249H78ZM82 247H83L84 249H85V248H87V249L84 250ZM1 248H2V249H1ZM4 248H5V249H4ZM9 248H10V249H9ZM17 248H18V249H17ZM25 248H26V249H25ZM28 248H30V250H29ZM32 248H33V251L37 252V253H38L39 255H41V256H39L37 253L32 252ZM40 248H42L45 252H46V251H49V252H47V254H46L42 249H41V251H42V252H41V251H40ZM3 249H4V250H3ZM38 249H39V250H38ZM47 249H48V250H47ZM49 249H51V251H50ZM71 249H72V250H71ZM89 249H91V251H90ZM11 250H12V252H11ZM13 250H14L15 252H14ZM21 250H23L24 252L21 251ZM25 250H27V251H25ZM54 250H55V251L57 250V251L55 252V253L58 252V253H57V256H56V254H54ZM67 250H68V252H67ZM69 250H70V252H69ZM76 250L78 251V253H77ZM86 250H87V252H86ZM132 250H133V249H132ZM132 250H131V252H132ZM6 251H9V254H8ZM28 251H29V252H28ZM59 251H60V250H59ZM63 251H64V249H63ZM72 251H73L74 254L72 253ZM74 251H75V252H74ZM82 251H83V252H82ZM89 251H90V253H88ZM13 252H14V253H13ZM25 252H26V253H25ZM39 252H40V253H39ZM51 252H52V253H51ZM66 252H67V253H66ZM80 252H81V253H80ZM85 252H86V255H84ZM97 252H98V254H96ZM127 252H129V251H127ZM135 252H138V251H135ZM135 252H134V253L132 252V254H130L131 257H132L133 255H135ZM3 253H4V254L7 253L8 258H7V256H6V254L4 255ZM15 253H16V254H15ZM21 253H22V254H21ZM30 253H33L34 255H31V256L27 255V254H30ZM41 253H42V254L44 253L45 256L42 255ZM92 253H93V254H92ZM141 253H142V252H141ZM2 254H3V255H2ZM12 254H14L15 256L12 255ZM17 254H18V256H17ZM48 254L51 255V256L53 255L54 257L52 256V258H51V256H49ZM59 254H60V255H59ZM69 254L72 255V256L69 257ZM82 254H83V255H82ZM89 254H91V257H90ZM100 254H103V255L101 256ZM127 254H128V253L123 254V256H125V255H127ZM138 254H140V252H139ZM142 254H143V256H144V253H142ZM142 254H140V255H141L140 258H141V257L143 258ZM9 255H10L12 258L14 257L16 260L10 258ZM19 255H20V257H19ZM22 255H25V256H23L24 259H23V257H21ZM37 255H38V258H39L38 260H39L40 262H38V260H37V257H36ZM65 255H66V256H65ZM78 255H79V256L81 255V256H83V257H79ZM87 255H88V256H87ZM92 255H94V256H92ZM107 255H109V254H107ZM136 255H137V254H136ZM136 255H135V257L133 256L132 259L135 260L134 258H136V260H138V259L140 260L139 255H138V259H137ZM146 255H147V254H146ZM155 255H156V254H155ZM155 255H153V256L156 257ZM158 255H159V256H162V255L159 254V253H158ZM4 256H5L6 258H5ZM16 256H17L18 258H17ZM26 256H27V257L29 256L30 258H29V257L27 258ZM34 256H35V257H34ZM42 256H43V257H42ZM46 256H49V257H46ZM75 256H77L78 258H76ZM84 256H85V257H84ZM123 256H122V257H123ZM159 256H157V257H159ZM40 257H42V260L40 259ZM86 257H87V258H86ZM92 257H93V258H92ZM97 257H99V258L97 259ZM101 257L104 258V259H102ZM126 257L129 258L128 255H127ZM126 257H125V258L123 257V260L126 259ZM131 257H130V258H131ZM145 257H146V256H145ZM145 257H144V258H145ZM157 257H156V258H157ZM19 258H20V259H19ZM26 258H27V259H26ZM31 258H32V259L35 258V259H33V260H35V261H33ZM61 258H60V259H61ZM68 258H67V259H68ZM83 258H84L85 261H83ZM88 258H89V259H88ZM94 258H95V259H94ZM128 258H127V259H128ZM130 258H129V259H130ZM144 258H143V259H144ZM9 259H10V261H9ZM21 259H22V260H21ZM29 259H31V260L33 261V263H32V261H30ZM69 259H68V260H69ZM87 259H88V260H87ZM91 259H92V262H91ZM127 259H126V261H127ZM143 259H141V260H143ZM4 260H5V261H4ZM12 260H13V262H12ZM14 260H15L16 262H14ZM23 260H24V261H23ZM28 260H29L31 263H30ZM36 260H37V263H36ZM70 260H69V261H70ZM86 260H87V261H86ZM93 260H94V261H93ZM98 260L101 261V262H99ZM104 260H105V261L107 260V261L105 262ZM121 260H122V258H120V261H119V262H117V263L115 262V263H116V264H121V263H123V260H122V262H121ZM139 260H138V261H139ZM141 260H140V263L142 262ZM3 261H4V262H3ZM7 261H8V263H7ZM18 261H19V262H18ZM73 261H71L72 264H73ZM75 261H74V262H75ZM88 261H90V262H88ZM95 261H96V263H95ZM138 261H137V262L135 261V262H136V263H139ZM143 261H144V260H143ZM27 262H26V264H28ZM43 262H45V263H43ZM66 262H67V261H66ZM82 262H81V263H82ZM97 262H98V263H97ZM111 262H112V261H111ZM124 262H125V260H124ZM127 262H131V260H129V261H127ZM127 262H126V264H128ZM21 263H20V264H21ZM50 263H51V262H50ZM115 263H114V264H115ZM132 263L134 264V262H132ZM82 264H83V263H82ZM111 264H113V263H111ZM123 264H124V263H123Z\"/></svg>",
  "mask_w": 264,
  "mask_h": 264
}]
</instances>
